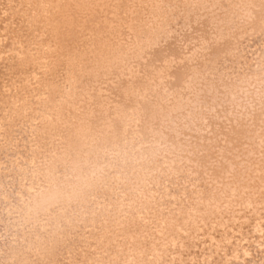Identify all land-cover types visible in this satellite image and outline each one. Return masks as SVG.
I'll list each match as a JSON object with an SVG mask.
<instances>
[{
  "label": "bare ground",
  "instance_id": "bare-ground-1",
  "mask_svg": "<svg viewBox=\"0 0 264 264\" xmlns=\"http://www.w3.org/2000/svg\"><path fill=\"white\" fill-rule=\"evenodd\" d=\"M7 0H3V5L5 8V3ZM14 1V0H13ZM12 1V2H13ZM32 1V0H31ZM62 2L61 4H64L63 6H61L59 8V10H57V15H55L56 17L53 18L54 22H58L56 25H60L61 27H55L50 26L48 27V32H51L53 35L62 38V37H71L69 34V36L66 35V33L70 32L71 35L73 33H75V28L73 30H71V28H73L74 23H70V28L67 29L69 31H64L62 33V31L60 32L62 26H64V22H69L70 17H76L78 19H80L79 17H81L82 12H84L83 8L86 9L87 3L89 2L87 0V2L84 3V1L81 0H65L67 3H65L63 0H56V2ZM96 0H91L90 4L94 5ZM120 1V0H119ZM124 1V0H123ZM149 1V0H148ZM178 1V0H177ZM193 1V0H190ZM235 0H198V2L196 1V6L194 5L195 3L192 4V6L194 8H189V10H185V14L187 13V19L185 20V25L184 28L182 29L181 32H179L178 34H176L175 36H172L169 38V40L166 41V43H164V45L160 46V43L158 46H160L157 49H153V52L150 51V54H148L146 56V58H143L141 61H139L137 59V61H139V63H135V67H129L128 63L124 62V60H122V62L120 61L117 65L115 64V56H113V53H115L112 49V43L110 44L108 42V40L106 39L103 40L102 38V42L99 43L97 46H89L90 49H93L94 52H100L101 53V57L98 58V62L95 64V68L90 70L91 74H93V76L95 77V79L97 77H99L101 79V81L99 82L100 84H98V89L105 90V93L99 94L97 93L98 90L94 91V88L90 91H88V93L90 92L91 94H87L89 95L88 97H82V100L80 102H76L74 106H69L68 107V114L67 115H63L65 117H63V119H65L63 122L64 125H60L59 130L58 127L55 131L50 132L49 131V127L47 128H43L42 126L41 132L40 133H44V137L45 135L48 136V141L49 144L46 146L47 151H46V158H43L41 160L40 163V168L41 169V176L44 179H47V177L51 176L52 174H56L53 173V171L56 169L54 168L56 165H64L66 164V166H64V169H66V172L64 174H62L63 178L62 181L59 180L58 184H52V187H50L49 190L47 191H55L58 195L57 198H55L54 200L48 202V203H44V204H40L37 205L35 203V201H31V206H27L28 210H32V212H41L47 209H51L55 206L58 205V202L64 199H67L70 204L72 206L77 205L78 207H89V201H91L90 199H92V195L94 190H101L104 193L107 192H111L113 189L115 188H121L120 191H117V194H119V198L117 199V201H121L122 203L123 200L121 199H125L127 198V203L131 202L133 200V198L138 197L141 199V196H144L142 198V200H140V202H138V206L141 205L140 208H136V209H131L128 208L130 210H132V213H135V217H138V213L137 211L139 210L140 212H144V208H146L145 206H149V201L155 196H153L152 194L153 191H151L152 193L149 194L150 192L148 191L145 195H143V191L140 192V189L143 190L145 189L147 186H154V183L156 180L153 178L155 176V174H157V170L163 165L168 162L164 161L161 158V155H166L169 151H174L175 153V158H176V162L178 163V161L184 163L187 162L188 164L191 165V169H193V171H195V173H197V175L199 176V178H201V186L205 191H210V188H212L213 190L217 191H221V189H225L226 186L232 185L233 188H235L234 190L235 193L238 194V197H243L242 201H251L249 203L252 204L253 203H257L258 205H260V207L262 208V211H264V149H263V145H264V136L262 137V139L260 140L258 138V140H260V142H256L257 144H259V147H257V158L255 157V153L254 154H242L239 151L237 152H233V150H238V147H241L243 144L245 145H250V140L246 139L244 141H241L243 136L245 134H247V132L250 129V125L246 124L244 127L241 124V120H238V117L234 116L233 114L236 113L234 112V110H237L238 108H240V111H242V115L246 116V120H250L251 118V122L253 128L257 125H260L261 128V122L260 119H258L257 117V112H260L261 108L264 107V76L260 78H258L259 80H256L254 83H251L249 81H243V85L244 87H242V84H238L236 85H232L231 87L228 84H223L221 83V81L219 79H216L215 81L213 80V78H210V76L208 77L207 72H209L212 67L211 64H214V59L216 58H220L227 50V38H223L222 36H218L223 38L224 40H217L219 39L218 37H215V35L217 34V32L219 33L220 30V25L223 24L228 18L230 19L231 17L234 18V15L231 16V13L234 11V9L232 10V12H228L229 8H231V4L232 2H234ZM9 2V1H8ZM11 2V1H10ZM11 2V3H12ZM18 2V1H17ZM28 2V1H27ZM36 2V1H35ZM40 2V1H39ZM55 2V1H54ZM64 2V3H63ZM99 2V0L97 1ZM106 2V1H105ZM122 2V1H120ZM146 2V1H145ZM152 2V0H151ZM200 2V4H199ZM237 1H235L236 3ZM242 2V1H241ZM20 3V2H19ZM86 4L85 5H83ZM148 3V2H146ZM165 3V2H164ZM167 3V2H166ZM165 3V4H166ZM174 3V2H173ZM180 3V2H179ZM183 4L185 3L182 2ZM188 3V2H187ZM239 3V2H238ZM1 4V5H2ZM16 3H14L15 5ZM46 4V3H45ZM51 4V3H50ZM57 4V3H56ZM56 4L54 6H56ZM67 4V5H66ZM108 4V3H106ZM120 4V3H119ZM164 4V5H165ZM189 4V3H188ZM187 4V5H188ZM199 4V5H198ZM257 4L258 6L261 5L262 8L264 9V0H245V2H243L242 7H241V11L243 12L244 10H252L254 9V5ZM8 5V3H7ZM27 5V4H26ZM53 5V4H52ZM91 5V6H92ZM99 4H97L98 7ZM103 5V4H102ZM105 5V4H104ZM113 5V4H111ZM115 5V4H114ZM152 5V4H151ZM158 5V4H155ZM175 5V4H174ZM178 5V4H177ZM176 5V6H177ZM181 5V4H180ZM179 5V6H180ZM237 6V4H235ZM235 5H233L232 7H235ZM9 6V5H8ZM21 5H19L18 7H20ZM59 6V5H57ZM89 6V5H88ZM138 6V5H137ZM160 6V5H159ZM184 6V5H182ZM191 6V7H192ZM240 6V5H238ZM17 7V5H16ZM63 7V8H62ZM96 7V5H95ZM94 7V8H95ZM43 8V7H42ZM63 10H62V9ZM94 8H92V10H94ZM99 8V7H98ZM97 8V9H98ZM104 8V7H103ZM120 8V7H119ZM152 8V6H151ZM165 8V7H164ZM168 8V7H167ZM179 8V7H178ZM177 8V9H178ZM186 8V7H185ZM257 8V6H256ZM259 8H261L259 6ZM11 10V8H9ZM110 9V8H109ZM114 9V8H113ZM117 9V8H116ZM127 9V8H126ZM153 9H157V6ZM237 9V8H236ZM240 9V7H239ZM262 9V12H263ZM13 10V9H12ZM19 10V9H18ZM36 10V9H35ZM91 8H87L85 12H91L92 11ZM151 10V9H150ZM160 10V9H159ZM238 10V9H237ZM21 11V10H20ZM94 16L96 13V10H94ZM115 11V10H114ZM119 11V9H118ZM170 11V10H169ZM15 12V11H14ZM22 12V11H21ZM131 13V11H129ZM152 12V11H151ZM155 12V11H154ZM162 12V10H161ZM173 12V11H172ZM235 12V11H234ZM245 12V11H244ZM252 13L255 14V12L251 11ZM259 12V11H258ZM3 13V11H2ZM20 13V12H18ZM23 13V12H22ZM35 14V12H33ZM39 13V12H38ZM114 13V12H113ZM129 13V14H130ZM144 13V12H143ZM170 13V12H169ZM181 13V11L179 12ZM4 14V13H3ZM24 14V13H23ZM26 14V13H25ZM30 14V13H27ZM85 14V13H84ZM115 14V13H114ZM127 14V13H125ZM155 14V13H154ZM165 14V12H164ZM173 14V13H172ZM178 14V13H177ZM184 14V13H183ZM230 18H229V15ZM1 15V14H0ZM60 15V16H59ZM89 15V14H88ZM99 15V14H98ZM110 15V14H109ZM111 15L112 12H111ZM147 14H145L146 16ZM156 15V14H155ZM154 15V16H155ZM162 15V14H161ZM160 15V16H161ZM167 15V14H166ZM170 15V14H169ZM240 15V14H239ZM238 15V17H240ZM248 15V14H247ZM259 15V14H257ZM16 16H18V14H16ZM15 16V17H16ZM45 16V15H44ZM86 16V15H85ZM91 16L92 13H91ZM103 16V15H102ZM100 16V18L102 17ZM124 16V15H121ZM131 16V14H130ZM151 16V15H150ZM181 16V15H180ZM237 18V15H235ZM260 16V15H259ZM262 16V15H261ZM2 17V16H1ZM14 17V18H15ZM29 17V16H28ZM27 17V18H28ZM43 17V16H42ZM51 17V15H50ZM104 17V16H103ZM102 17V18H103ZM109 17V16H107ZM148 17V15H147ZM159 17V16H158ZM242 17V16H241ZM240 17V19H241ZM245 17V16H244ZM7 18V17H6ZM5 18V19H6ZM10 18V17H9ZM19 18V17H18ZM86 18V17H85ZM92 18V17H91ZM111 18V17H109ZM125 18V17H123ZM145 18V17H144ZM149 18V17H148ZM232 18V19H233ZM258 18V17H257ZM264 18V16H263ZM21 19V17H20ZM26 19V17H25ZM24 19V20H25ZM97 19V18H96ZM95 19V21H97ZM121 19V17H120ZM127 19V18H126ZM132 19V18H131ZM155 19V18H154ZM153 19V20H154ZM170 19V18H169ZM185 19V18H184ZM230 19V20H232ZM248 19V18H247ZM247 19H245L244 21H246ZM249 19H252V17ZM261 19V18H260ZM4 20V19H3ZM10 20V19H9ZM13 20V18H12ZM30 20V19H29ZM87 20V18H86ZM108 19L106 18V21ZM113 20V18H112ZM143 20V19H142ZM179 20V19H177ZM181 20V19H180ZM183 20V19H182ZM236 20V19H235ZM242 20V19H241ZM255 20V18H254ZM259 20V19H258ZM262 20V19H261ZM264 20V19H263ZM23 21V20H21ZM36 21V22H35ZM35 21H30L29 23L33 26L34 32L36 31L37 35L41 34L42 30H46L44 27V29L41 27H39V25H41V22L36 20ZM85 20H81L80 23H83ZM90 21V20H89ZM111 21V20H109ZM114 21V20H113ZM112 21V22H113ZM120 21V20H119ZM157 21V20H156ZM184 21V20H183ZM182 21V22H183ZM240 21V20H239ZM4 22V21H3ZM7 22V21H6ZM13 22V21H12ZM11 22V23H12ZM24 22V21H23ZM26 22V21H25ZM87 22V21H86ZM116 22V20H115ZM113 22V25L114 23ZM153 22V21H152ZM159 22V21H158ZM157 22V24H158ZM163 22V21H162ZM179 22V21H177ZM231 22V21H230ZM233 22V21H232ZM242 22V21H241ZM248 22V21H247ZM253 22V20H252ZM255 22V21H254ZM261 23V21H258ZM10 23V22H9ZM10 23V24H11ZM22 23V22H21ZM28 23V24H29ZM78 23V22H76ZM109 22H107L108 24ZM131 23V22H130ZM150 23V22H149ZM155 23V22H154ZM161 23V22H160ZM173 23V22H172ZM180 23V22H179ZM239 23V22H238ZM244 23V22H243ZM4 24V23H3ZM13 24V23H12ZM16 24H18L16 22ZM20 24V23H19ZM66 24V23H65ZM104 23L102 21H100V25H96L99 26V30L103 29L101 31H99L98 29L94 30V32L98 33H102V35L104 36L105 33L108 34V28L111 26V22H110V26H106L104 27L103 25ZM122 24V23H121ZM156 24V23H155ZM164 24V23H163ZM245 24V23H244ZM255 24V23H254ZM7 25H9L7 23ZM6 25V26H7ZM15 25V24H14ZM21 26L23 24H20ZM25 25V24H24ZM30 25V27H31ZM94 25V24H93ZM119 25V24H118ZM125 25V24H123ZM141 25V24H140ZM139 25V26H140ZM154 25V24H153ZM162 25V24H161ZM168 25V24H167ZM166 25V27H167ZM183 24H181L182 26ZM229 25V24H228ZM237 25H241V24H237ZM247 25V24H246ZM245 25V26H246ZM249 25V24H248ZM251 25V24H250ZM257 25V24H256ZM255 25V26H256ZM5 26V24H4ZM28 26V25H26ZM42 26V25H41ZM47 26V25H46ZM81 26V25H80ZM85 26V25H84ZM91 26V25H90ZM101 26V28H100ZM103 26V28H102ZM222 26V25H221ZM227 26V25H226ZM230 26V25H229ZM253 26V24L251 25ZM259 26V25H257ZM263 26V24L261 25V27ZM9 27V26H7ZM93 27V26H92ZM126 27V25H125ZM154 27V26H153ZM152 27V28H153ZM231 27V26H230ZM241 27V26H240ZM254 27V26H253ZM0 28L2 29L1 25ZM26 28V27H25ZM22 31L24 32L25 29ZM28 28V27H27ZM68 28V27H67ZM118 28V27H116ZM115 28V29H116ZM162 28V26H161ZM178 27L174 28L177 30ZM219 28V29H218ZM224 28V27H223ZM243 28V27H242ZM246 28V27H245ZM243 28V31H245ZM256 28V27H255ZM254 28V29H255ZM260 28V27H259ZM7 29V28H6ZM21 29V28H20ZM23 29V28H22ZM81 29V27H80ZM121 29V28H120ZM119 29V30H120ZM129 29V28H128ZM131 29V28H130ZM159 29V27H158ZM172 29V28H171ZM225 29V28H224ZM248 29V27H247ZM250 29V28H249ZM13 30V29H12ZM17 29H15L14 31L16 32ZM32 30V29H31ZM29 30V31H31ZM84 30V29H83ZM86 30V29H85ZM92 30V29H91ZM114 30V29H113ZM135 30V29H134ZM152 30V29H151ZM156 30V27H155ZM167 30V29H166ZM237 30V29H236ZM255 30H258L257 28ZM260 30V29H259ZM262 30V28H261ZM6 31V30H5ZM19 32V30H17ZM21 31V30H20ZM78 31V30H77ZM116 31V30H115ZM114 31V32H115ZM139 31V30H138ZM174 31V30H173ZM223 31V29H222ZM226 31V30H224ZM223 31V32H224ZM242 31V30H241ZM253 31V29H252ZM264 31V28H263ZM2 32V31H1ZM20 32V33H22ZM79 32V31H78ZM87 31H85L86 33ZM121 32V31H120ZM119 32V33H120ZM123 32V30H122ZM129 32V31H128ZM142 34L143 31L141 30ZM153 32V31H152ZM162 32V31H161ZM227 32V31H226ZM247 32V31H245ZM258 32V31H257ZM28 33V31H27ZM30 33V32H29ZM28 33V34H29ZM43 33V32H42ZM45 33V32H44ZM82 33V32H79ZM93 33V30H92ZM113 33V32H112ZM117 32H115L116 34ZM145 33V32H144ZM155 33V31H154ZM160 33V32H159ZM170 33V31H169ZM168 33V34H169ZM177 33V32H176ZM250 33V30H249ZM260 33V32H259ZM8 34V33H7ZM15 34V33H14ZM25 34V33H24ZM78 34V33H77ZM122 34V33H121ZM125 34V33H124ZM141 34V36H142ZM150 34V31H149ZM148 34V35H149ZM152 34V33H151ZM157 33H155L156 35ZM222 34V33H221ZM4 35V34H3ZM19 35V34H18ZM27 35V34H26ZM33 35V34H31ZM30 35V36H31ZM35 35V34H34ZM51 35V34H50ZM52 35V36H53ZM110 35V33H109ZM146 35V33H145ZM155 35H151L153 38ZM173 35V34H172ZM228 35V34H227ZM226 35V36H227ZM248 35V34H247ZM253 35V34H252ZM22 35L20 34V37ZM24 36V35H23ZM22 36V37H23ZM29 36V37H30ZM41 36V35H40ZM39 36V37H40ZM88 36V35H87ZM93 36V34H92ZM122 36V35H121ZM127 36V34H126ZM132 36V35H131ZM144 36V35H143ZM169 36V35H168ZM225 36V37H226ZM251 36V35H250ZM254 37L256 35H253ZM16 37V35H15ZM19 37V39H20ZM25 37V36H24ZM28 37V36H27ZM32 37V36H31ZM36 37V36H34ZM46 37V34L45 36ZM75 35H72V38H74ZM112 37V36H111ZM110 37V38H111ZM114 37V36H113ZM125 37V36H124ZM140 37V35H139ZM158 37V36H156ZM230 37V36H229ZM26 38V37H25ZM50 38V37H49ZM71 38V39H72ZM90 38V37H89ZM121 38V37H120ZM134 38V37H132ZM146 38V37H145ZM149 38V37H148ZM159 38V37H158ZM162 38V37H161ZM217 38V39H216ZM239 38V37H238ZM2 39V38H1ZM0 39V41H1ZM24 39V38H23ZM29 39V38H28ZM35 39V38H34ZM42 39V38H41ZM63 39V38H62ZM136 39V38H135ZM152 39V38H151ZM230 39V38H229ZM232 39H235L234 36ZM259 39V38H258ZM262 39V38H261ZM264 39V38H263ZM3 40V39H2ZM6 40V39H5ZM11 40V39H10ZM31 40V39H30ZM37 40V39H35ZM65 40V39H63ZM83 40V39H81ZM92 40V38H91ZM110 40V39H109ZM116 40H117V34H116ZM115 40V41H116ZM126 40V38L124 39V41ZM134 40V39H133ZM147 40V39H146ZM153 40V39H152ZM155 40V39H154ZM159 40V39H158ZM157 40V41H158ZM164 40V39H162ZM22 41V40H21ZM26 41V40H24ZM28 41V40H27ZM26 41V42H27ZM38 41V40H37ZM42 41V40H41ZM55 41V40H54ZM68 41V40H67ZM72 41V40H71ZM89 41V40H88ZM87 41V42H88ZM95 41V40H94ZM105 41V42H104ZM120 41V40H119ZM122 41V39H121ZM120 41V42H121ZM128 41V40H127ZM139 41V40H138ZM161 41V39H160ZM234 41V40H233ZM242 41V40H241ZM251 41V40H250ZM260 41V40H259ZM3 42V41H2ZM8 42V41H7ZM69 42V41H68ZM92 42V41H91ZM111 42V41H110ZM231 42V41H230ZM235 42V41H234ZM252 42V41H251ZM73 43V42H71ZM77 43V42H76ZM84 43V42H83ZM108 43L110 44V46H107ZM115 43V42H114ZM139 43V42H138ZM149 43V41H148ZM156 43V41H155ZM163 43V42H162ZM246 43H249L246 42ZM67 44V43H66ZM65 44V45H66ZM97 44V43H96ZM123 44V43H122ZM121 44V45H122ZM125 44V43H124ZM136 44V43H135ZM152 44V42H151ZM230 44V43H229ZM242 44V43H241ZM263 44V42H262ZM5 45V44H4ZM10 45V44H9ZM15 45V44H14ZM49 45V44H48ZM69 45V43H68ZM67 45V46H68ZM78 45H79V41H78ZM82 45V43H81ZM146 45V44H144ZM259 45H261L259 43ZM7 46V45H6ZM54 46V45H53ZM64 46V45H63ZM62 46V47H63ZM66 46V47H67ZM71 46V45H70ZM84 46V44H83ZM117 46V44H116ZM120 46V45H118ZM123 46V45H122ZM132 46V44H131ZM149 46V44H148ZM147 46V48H148ZM155 46V44H154ZM230 46V45H229ZM228 46V47H229ZM262 46V45H261ZM264 46V45H263ZM10 47V46H8ZM7 47V48H8ZM31 47V46H30ZM29 47V48H30ZM50 47V46H49ZM55 47V46H54ZM61 47V49H62ZM65 47V46H64ZM73 47V45H72ZM142 47V46H141ZM236 47V46H235ZM258 48V45L256 46ZM255 47V48H256ZM69 48V47H68ZM76 48V47H75ZM79 48V47H78ZM118 48V47H117ZM133 48V46H132ZM131 48V49H132ZM241 48V47H240ZM243 48V47H242ZM1 50L2 47H0ZM6 49V48H5ZM4 49V50H5ZM11 49V48H10ZM10 49L7 51V53L10 51ZM31 49V48H30ZM56 49V47H55ZM114 49V48H113ZM143 49V47H142ZM151 49V48H150ZM3 50V51H4ZM15 50V48L13 49ZM58 50H60L58 48ZM64 50V49H63ZM123 50V49H121ZM125 50V49H124ZM133 50V49H132ZM136 50V49H135ZM137 50H139L141 52V50L139 48H137ZM242 50V49H240ZM262 50V49H261ZM19 51V50H18ZM23 50H21V53ZM28 51V50H27ZM69 51V50H68ZM116 51V50H115ZM144 51V49H143ZM147 51V50H146ZM230 51V50H229ZM248 51V50H247ZM1 52V51H0ZM12 52V51H11ZM10 52V53H11ZM17 52V51H16ZM15 52V55H16ZM41 52V49H40ZM44 52V51H43ZM47 52V51H45ZM58 52V51H57ZM66 52V51H64ZM72 52V51H71ZM113 52V53H112ZM125 52V51H124ZM127 52V51H126ZM132 52V51H131ZM136 52V51H133ZM240 52V51H239ZM6 53V54H7ZM20 53V52H19ZM30 52H27V54ZM39 53V52H38ZM56 53V52H55ZM69 53V52H68ZM92 53V52H91ZM123 53V52H122ZM138 53V52H137ZM149 53V52H148ZM229 53V52H228ZM5 54V52H4ZM12 54V53H11ZM26 54V53H25ZM41 54V53H39ZM86 54V53H85ZM120 54V53H117ZM124 54V53H123ZM130 54V53H128ZM134 54V53H133ZM139 54V53H138ZM232 54V52H231ZM259 54V53H258ZM257 54V57H258ZM14 55V54H13ZM20 56H22L21 54H19ZM18 55V56H19ZM32 55V53H31ZM37 55V54H36ZM49 57L50 54H48ZM88 55V54H87ZM100 55V54H99ZM98 55V56H99ZM122 55V54H121ZM136 55V54H135ZM133 55V56H135ZM143 55V54H142ZM228 54H225L224 58H226ZM254 55V54H252ZM1 56V55H0ZM27 56V55H26ZM30 56V55H29ZM46 56V55H45ZM52 56H55L52 54ZM62 56V55H61ZM97 56V57H98ZM231 56V55H230ZM235 56H239V55H235ZM249 56V55H248ZM262 56V60L264 59V55L261 54ZM5 57V56H4ZM11 57V56H10ZM25 57V55L23 54V58ZM57 57V56H56ZM68 57V54H67ZM66 57V58H67ZM89 57V56H88ZM113 57V59H109V58ZM126 57V56H124ZM129 57V56H128ZM131 57V56H130ZM234 57V56H233ZM254 57V56H253ZM256 57V56H255ZM18 58V57H17ZM22 57H20L21 59ZM52 58V57H51ZM133 58V57H132ZM218 58V59H219ZM241 58V57H237ZM2 59V57H1ZM5 59V58H4ZM8 59V57H7ZM6 59V61H7ZM12 59V57H11ZM14 59V58H13ZM28 58L26 57V60ZM30 59V57H29ZM28 59V60H29ZM38 59V56H37ZM36 59V60H37ZM65 59V57H64ZM122 59V57L120 58ZM135 59V58H134ZM229 59V56H228ZM236 59V58H235ZM234 59V60H235ZM248 59V58H247ZM246 59V60H247ZM10 60V58H9ZM17 60V59H16ZM25 60V59H24ZM43 60V59H42ZM61 60V59H60ZM72 60V59H71ZM89 60V59H88ZM118 60V58H117ZM222 60V58H221ZM233 60V62H234ZM241 60V59H240ZM23 61V59H22ZM55 61V60H54ZM78 61V60H76ZM96 61V60H95ZM126 61V60H125ZM219 61V60H218ZM217 61V62H218ZM231 61H232V57H231ZM254 61V60H253ZM2 62V60H1ZM4 62V60H3ZM15 62V61H14ZM17 62V61H16ZM15 62V63H16ZM21 62V61H20ZM35 62V61H34ZM46 62V61H45ZM44 62V63H45ZM49 62V61H47ZM67 64L68 62L65 61ZM73 62V61H72ZM85 62V60H84ZM94 62V61H93ZM136 62V61H134ZM220 62V61H219ZM236 62V61H235ZM238 62V61H237ZM263 62V61H262ZM8 63V61H7ZM6 63V64H7ZM29 63V62H27ZM31 63V62H30ZM40 63V62H39ZM42 63V62H41ZM40 63V65H41ZM56 63V62H55ZM62 63V62H61ZM70 63V61H69ZM83 63V62H82ZM245 63V62H244ZM248 62V65L249 66ZM255 63V62H254ZM3 64V63H2ZM5 63L3 65H6ZM12 64V63H11ZM10 64V65H11ZM24 64V63H23ZM32 64V63H31ZM38 64V63H37ZM36 64V65H37ZM60 64V63H58ZM74 64V63H73ZM90 64V62H89ZM134 64V63H133ZM226 64V63H225ZM228 64V63H227ZM235 64V63H234ZM242 64V63H241ZM247 64V62H246ZM257 64V63H256ZM9 65V68H10ZM28 65V64H26ZM34 64V66H36ZM56 65V64H54ZM53 65V66H54ZM70 65V64H69ZM84 65V63H83ZM82 64L81 66L84 67ZM93 65V64H92ZM215 65V64H214ZM237 65V64H236ZM235 65V66H236ZM16 66V64H15ZM19 66V63H18ZM23 66V65H22ZM67 66V65H66ZM76 66V64H75ZM87 66V65H86ZM91 66V65H90ZM216 66V65H215ZM256 66V65H255ZM258 66V65H257ZM256 66V67H257ZM39 67V65H38ZM44 67V66H42ZM58 67V65H57ZM53 69L51 71V75L53 76H57L59 74V71H57V68ZM65 67V66H64ZM71 67H74L73 65ZM81 67V69H82ZM89 67V66H88ZM224 67V64H223ZM239 67V65H238ZM264 66H262L263 68ZM1 68V67H0ZM6 68V67H5ZM13 68V67H12ZM10 68V69H12ZM23 68V67H22ZM26 68V67H25ZM37 68V67H36ZM55 68V66H54ZM221 68V67H220ZM243 68V67H241ZM261 68V67H260ZM14 69L17 71H19L18 67H14ZM21 69V67H20ZM31 69V68H30ZM33 69V68H32ZM35 69V68H34ZM40 69V68H39ZM49 69V67H48ZM77 69V67H76ZM75 69V70H76ZM80 69V68H79ZM78 69V70H79ZM130 69V70H129ZM188 69H190V73L192 76V80L191 83H189V81L185 79V77L187 76V72L189 71ZM226 69V68H225ZM231 69V68H230ZM244 69V68H243ZM247 69V68H245ZM258 69V68H257ZM4 70V69H3ZM22 70V69H21ZM24 70V68H23ZM28 70V68H27ZM44 70V69H43ZM76 70V71H78ZM84 70V69H83ZM86 70V67H85ZM133 70L140 72L141 73V77L140 80L137 81V83H130V79L126 76V74H129V72H132ZM224 70V69H223ZM240 70V69H239ZM255 70V69H254ZM2 71V70H1ZM10 71V70H9ZM12 71V70H11ZM45 71V70H44ZM64 71V70H63ZM88 71V70H87ZM124 72V75H122V72ZM215 71V70H214ZM225 71V70H224ZM231 71V70H230ZM237 72V70H235ZM250 71V70H249ZM256 71V70H255ZM262 71V69H261ZM21 72V71H19ZM22 72H25L22 71ZM61 72V71H60ZM67 72V71H66ZM81 72V71H80ZM78 72V73H80ZM89 72V73H90ZM158 72V73H157ZM218 72V71H217ZM221 72V71H220ZM227 72V71H226ZM242 72V71H241ZM245 72V71H244ZM254 72V71H253ZM252 72V73H253ZM259 72V71H258ZM6 73V72H5ZM14 72H12L13 74ZM17 73V72H16ZM28 72L26 71V74ZM33 73V70H32ZM44 73V72H43ZM40 72V74H43ZM63 73V72H62ZM85 73V72H84ZM133 73V72H132ZM157 73V74H156ZM212 73V72H211ZM240 73V72H239ZM257 73V72H255ZM21 74V73H20ZM25 74V75H26ZM30 74V72H29ZM35 74V73H33ZM32 74V75H33ZM37 74V73H36ZM64 74V73H63ZM69 74V73H67ZM75 74V72H74ZM137 74V73H136ZM215 74V73H214ZM221 75V73H219ZM217 74V76L219 75ZM224 74V73H223ZM226 74V73H225ZM245 74V73H244ZM262 74V72H261ZM5 75V74H3ZM3 75L1 77H3ZM8 75V74H7ZM11 75V72H10ZM9 75V76H10ZM14 75V74H13ZM24 75V74H23ZM22 75V76H23ZM31 75V74H30ZM31 75V77H32ZM77 75V74H76ZM131 75V74H130ZM212 75V74H210ZM232 75V74H231ZM250 75V74H248ZM253 75V74H252ZM250 75V76H252ZM255 75V74H254ZM15 76V75H14ZM13 76V77H14ZM21 75L19 77H22ZM42 76V75H41ZM48 76V75H47ZM50 76V75H49ZM60 76V75H59ZM70 76V75H68ZM72 76V75H71ZM80 76V75H79ZM77 75V77H79ZM91 76V75H90ZM92 76V77H93ZM133 76V75H132ZM139 76V75H138ZM189 76V78H190ZM230 75H228L229 77ZM238 76V75H237ZM241 76V74H240ZM245 76V75H244ZM247 76V74H246ZM245 76V77H246ZM18 77V76H17ZM27 77V76H26ZM34 77V76H33ZM40 77V75H39ZM38 77V78H39ZM45 77V76H44ZM64 77V76H63ZM67 77V75L65 76V78ZM82 78V75L80 76ZM137 77V76H136ZM243 77V75H242ZM240 77V78H242ZM15 78V77H14ZM13 78V79H14ZM24 78V76H23ZM49 78V77H48ZM52 78V77H51ZM76 78V76H75ZM212 80H210V79ZM250 78V77H249ZM257 78V77H256ZM5 79V78H3ZM7 79V77H6ZM5 79V80H6ZM20 79V78H19ZM30 79V78H29ZM32 79V78H31ZM45 79V78H44ZM80 79V78H79ZM98 79V78H97ZM191 79V78H190ZM237 79V78H236ZM235 79V80H236ZM244 79V78H243ZM254 79V78H253ZM1 80V78H0ZM4 80V81H5ZM11 80H12V76H11ZM34 80V79H33ZM43 80V78H42ZM47 80V79H46ZM49 80V79H48ZM53 80V79H52ZM63 80V78H62ZM71 80V79H70ZM77 80V79H76ZM230 80V78H229ZM233 82H236V81ZM241 80V79H240ZM251 80V79H250ZM3 81V82H4ZM10 81V80H9ZM14 81V80H13ZM16 81L19 82V80L16 79ZM21 81V80H20ZM23 81V80H22ZM32 81V80H31ZM39 81V79L37 80ZM36 81V82H37ZM41 81V80H40ZM45 81V80H44ZM80 81V80H79ZM94 81V79H93ZM115 82L116 86L115 88H111L109 87L110 84L109 82ZM223 81V79H222ZM225 81V80H224ZM2 82V83H3ZM7 82V81H6ZM12 82V81H11ZM43 81H41L42 83ZM53 82V81H52ZM61 82V81H60ZM69 82V80H68ZM78 81H75V84ZM151 82L152 85H150L149 83ZM232 82V83H233ZM238 82V80H237ZM236 82V84H237ZM10 83V82H9ZM8 83V85H9ZM27 83V82H26ZM29 83V82H28ZM35 83V82H34ZM40 83V82H39ZM225 83V82H224ZM12 85L14 83H11ZM21 84V82H20ZM31 84V83H30ZM38 84V83H37ZM44 84V82H43ZM42 84V85H43ZM47 84V83H46ZM80 84V83H79ZM104 84V85H103ZM146 84V87L144 86ZM235 84V83H234ZM36 85V84H35ZM41 85V84H40ZM51 85V84H50ZM56 85V84H55ZM53 87H56V86ZM66 85V84H65ZM74 85V84H73ZM3 84L0 83V88H2ZM11 86V85H10ZM18 86V85H17ZM22 86V85H21ZM24 86V85H23ZM30 86V85H29ZM48 86V84L46 85ZM91 86V85H90ZM94 86V85H92ZM166 87L167 89H165L162 93H160L159 91H161V89H159V87ZM239 88L241 91L238 93H234L232 96H229V94H232V90ZM16 87V86H14ZM13 87V88H14ZM26 87V84H25ZM33 87V86H32ZM42 87V86H40ZM39 87V89H40ZM45 87V86H44ZM52 87V89H53ZM72 87V85H71ZM144 87V88H143ZM9 88V87H8ZM36 88V86H35ZM46 88V87H45ZM67 88V87H65ZM69 88V87H68ZM84 88V87H83ZM87 88V87H86ZM146 88V89H145ZM231 88V89H230ZM242 88V89H241ZM19 89V88H18ZM29 89V88H28ZM38 89V87L36 88ZM56 89V88H54ZM74 89V88H73ZM76 89V88H75ZM14 90V89H13ZM32 90V89H31ZM41 90V89H40ZM37 90V91H40ZM51 90V89H50ZM141 90V92H140ZM146 90H148V92H146ZM163 90V89H162ZM16 91V90H15ZM28 91V90H27ZM35 91V90H34ZM46 91V90H44ZM49 91V90H48ZM61 91V90H60ZM84 91V89H83ZM10 94L11 91L9 90ZM8 92V93H9ZM24 92V91H23ZM33 92V90H32ZM43 92V91H42ZM52 92V90H51ZM55 92V91H54ZM78 92V91H77ZM99 92V91H98ZM234 92V91H233ZM236 92V90H235ZM1 93V92H0ZM53 93V92H52ZM69 93V92H68ZM79 93V92H78ZM20 94V93H19ZM33 94V93H32ZM40 94V93H39ZM49 94V93H48ZM55 94V93H54ZM95 94L97 96H95ZM7 95V94H6ZM14 95V94H13ZM18 95V94H17ZM35 95L36 92H35ZM34 95V96H35ZM44 95V93H43ZM74 95V93H73ZM4 96V95H3ZM41 96V95H39ZM46 96V95H45ZM44 96V97H45ZM50 96V95H49ZM48 96V97H49ZM63 96V95H62ZM75 96V95H74ZM73 96V97H74ZM78 96V95H77ZM82 96V95H81ZM13 97V96H12ZM12 97H10L8 99L7 102L0 100V115L3 116V114H6L9 110V112L11 111V113L13 115L17 114L15 111L13 113V109L12 107L17 106V105H23L20 104V102L18 101H14L16 100V96H14L15 98L13 99ZM25 97V96H24ZM27 97V96H26ZM31 97V95H30ZM38 97V95H37ZM42 97V96H41ZM72 97V94H71ZM19 98V97H18ZM36 97H34L35 99ZM80 98V97H79ZM87 98V100H86ZM1 99V98H0ZM26 99H30V98H26ZM33 99V100H34ZM42 99V98H41ZM47 99V98H45ZM75 99V98H74ZM21 100V99H20ZM39 100V99H36ZM53 100V99H52ZM79 100V99H78ZM27 101V100H26ZM44 101V100H43ZM48 101V100H47ZM51 101V100H50ZM48 101V102H50ZM56 101V100H55ZM58 101V100H57ZM60 101V100H59ZM75 101V100H74ZM19 104H18V103ZM25 102V101H24ZM32 102V101H31ZM39 102V101H38ZM37 102V103H38ZM65 102V101H64ZM64 102L57 104V110H60L59 112L61 113L63 111L64 105H66ZM68 102V101H66ZM231 103L229 104L230 107L227 108L226 105L227 103ZM22 103V102H21ZM46 103V102H44ZM69 103V102H68ZM71 103V102H70ZM17 104V105H16ZM29 104V103H27ZM73 104V103H72ZM6 105H9V107L11 108L8 110L4 109ZM30 105H33V103ZM44 105V104H42ZM202 105H205L203 111L204 114L201 112V107ZM25 106L26 103H25ZM35 106V103H34ZM29 106H27L26 108H28ZM40 107V106H39ZM54 107V106H53ZM17 108V107H15ZM19 108V106H18ZM24 108V107H23ZM30 108V107H29ZM45 108V107H44ZM42 108V109H44ZM48 108V107H47ZM46 108V109H47ZM22 109V108H21ZM32 109V108H31ZM34 109V108H33ZM37 109V108H36ZM36 109L34 111H36ZM200 109V111H199ZM231 109V112L227 113L228 110ZM250 112H249V110ZM28 110V109H27ZM39 110V109H37ZM41 110V109H40ZM55 110V108H54ZM17 111V109H16ZM25 111V110H24ZM29 111V110H28ZM31 111V110H30ZM50 111V110H49ZM53 111V110H51ZM66 111V112H67ZM239 111V112H240ZM264 111V110H263ZM22 112V111H20ZM199 112H201L199 114ZM238 112V111H237ZM30 113V112H29ZM34 113V112H33ZM39 113V112H38ZM37 113V114H38ZM41 113H43L41 111ZM47 113V112H46ZM50 113V112H48ZM46 115V118H49V120H51L53 122V118L51 115ZM52 113V112H51ZM50 113V114H51ZM55 113V112H54ZM63 113V112H62ZM215 113V114H212ZM23 114V113H22ZM31 114V113H30ZM29 114V115H30ZM36 114V115H37ZM40 114V113H39ZM42 115V117H44L45 115ZM10 116H12L11 114H9ZM19 115V113H18ZM34 115V114H33ZM35 115V117H36ZM54 115V114H53ZM59 117L60 115L62 116V114H58ZM236 115V114H235ZM41 116V115H40ZM200 116V117H199ZM5 117H8L7 115ZM18 117V116H17ZM21 117V116H20ZM31 117V116H30ZM57 117V116H56ZM57 117V118H59ZM243 117V116H242ZM253 117V118H252ZM260 117V116H259ZM1 118V117H0ZM11 118L12 117H8ZM6 118V119H8ZM25 118V117H23ZM22 118V119H23ZM38 118V117H37ZM41 118V117H40ZM201 118V120L199 119ZM4 119V118H3ZM10 119V120H11ZM30 119V118H29ZM34 119V118H33ZM56 119V118H54ZM61 119V118H60ZM205 119V121H204ZM253 119V121H252ZM256 119L258 121H256ZM13 120V119H12ZM11 120V122L13 123V121ZM18 120V119H17ZM40 120V119H39ZM47 120V119H46ZM48 120V121H49ZM196 120L201 123L202 120V124L200 125L199 123H196ZM238 120V122H237ZM23 121V120H22ZM32 121V120H31ZM30 121V123H31ZM244 121V120H243ZM33 122V121H32ZM1 123V122H0ZM6 123V122H5ZM3 123V124H5ZM10 123V121L8 122ZM16 123V122H15ZM55 123V122H54ZM54 123H51V125H53ZM62 123V122H61ZM247 123V122H246ZM250 123V122H249ZM14 124V123H13ZM24 124V123H23ZM35 124V123H34ZM37 124V123H36ZM46 124V123H45ZM48 124V123H47ZM60 124V123H59ZM263 124V121H262ZM12 125V124H11ZM28 125V124H27ZM31 125V124H30ZM38 125V124H37ZM36 125V126H37ZM58 125V122L56 123V126ZM255 125V126H254ZM3 126V125H2ZM24 126V125H23ZM4 127V126H3ZM2 127V128H3ZM13 127V126H11ZM21 127V126H20ZM46 127V126H45ZM52 127V126H51ZM1 128V127H0ZM17 128V127H16ZM26 128V127H25ZM54 128V127H53ZM245 128V129H244ZM257 127H255L256 129ZM259 128V129H260ZM12 129V128H11ZM14 129V128H13ZM22 129V128H21ZM264 129V127H263ZM7 130V129H6ZM10 130V129H9ZM26 130V129H25ZM39 130V129H38ZM52 130V129H51ZM1 131V130H0ZM5 131V128H4ZM8 131V130H7ZM15 131V130H14ZM20 131V130H19ZM254 131V130H253ZM257 131V130H256ZM259 131V130H258ZM262 131V130H261ZM260 131V133H261ZM11 132V131H8ZM31 132V131H29ZM153 132V134L151 133ZM264 132V131H263ZM262 132V133H263ZM3 133V132H2ZM13 133V132H12ZM15 133V132H14ZM38 132V134H40ZM251 133V132H250ZM8 134V133H7ZM11 134V133H10ZM22 134H24L26 136V131H24ZM249 134V133H248ZM252 134V133H251ZM3 135V134H0ZM4 135H6V133H4ZM23 135V140L25 136ZM258 135V133H257ZM263 135V134H262ZM10 136V135H9ZM140 136L141 139L144 138V141L146 140L145 138H149V145L147 146H134L135 144L133 143L134 141H139L138 137ZM151 136V137H149ZM247 136V135H246ZM13 137V136H12ZM21 136V131L18 132L16 130V136L15 138L20 140ZM253 137L254 139V135L250 136ZM260 137V138H261ZM3 138V136H2ZM7 138V137H6ZM11 138V137H9ZM30 138V136L28 137V139ZM138 140H137V139ZM257 137H255L256 139ZM12 139V138H11ZM22 139L18 142H21ZM32 139V138H31ZM46 139V138H45ZM43 139V140H45ZM10 140V139H8ZM43 140L40 141L42 142ZM46 140V141H47ZM39 141V142H40ZM143 141V140H142ZM252 141V140H251ZM256 141V140H255ZM24 142V141H23ZM31 142V141H29ZM35 142V141H34ZM140 142V141H139ZM138 142V143H139ZM147 142V140H146ZM43 143V142H42ZM141 143V142H140ZM3 144V143H2ZM17 144V141H16ZM25 144V143H24ZM27 144V143H26ZM30 144V143H29ZM33 150H39L37 148V145L35 143H33ZM39 144V143H38ZM44 144V143H43ZM240 144H242L240 146ZM253 144V143H252ZM20 145V144H19ZM42 145V144H41ZM144 145V144H143ZM224 146L226 148V150L224 149L223 152H219V153H214V148L215 147H220V146ZM17 146V145H16ZM32 146V147H33ZM39 146V145H38ZM44 146V145H43ZM31 147V146H30ZM22 148V147H21ZM25 148V147H24ZM23 148V149H24ZM28 148V146H27ZM42 148V147H41ZM149 148V149H148ZM199 149L200 151H198L197 149ZM5 149V148H4ZM7 149V148H6ZM8 149H10L8 147ZM17 149V148H16ZM29 149V148H28ZM32 149V148H31ZM255 149V148H254ZM25 150V149H24ZM30 150V149H29ZM216 150V149H215ZM241 150V149H239ZM8 151V150H7ZM11 151V150H10ZM219 151V150H218ZM6 152V151H5ZM24 152V151H22ZM34 152V151H33ZM166 152V153H164ZM216 152V151H215ZM255 152V151H254ZM263 152V153H262ZM20 153V151L18 152ZM29 153V152H28ZM173 153V152H172ZM244 153V151H243ZM5 154V153H4ZM14 155V154H13ZM38 155V154H37ZM2 156V155H1ZM12 156L8 154V157ZM17 156L20 158V161L24 162V161H28L29 157L27 154V150L26 152L22 153L21 155L17 154ZM169 156V155H168ZM32 157V156H31ZM34 157V156H33ZM174 157V156H173ZM17 158V157H16ZM15 158V159H16ZM252 158H254L252 160ZM4 159V158H2ZM10 159V158H9ZM27 159V160H26ZM40 159H41V155H40ZM102 159H105V161ZM168 159V158H167ZM172 159V158H171ZM12 160V159H11ZM14 160V159H13ZM35 160V159H34ZM170 160V159H169ZM2 161V160H1ZM0 161V233L2 231L7 232L10 227V223H11V216L17 212L20 208V206L22 205L21 203H19L17 201L18 197V191L17 188L19 186V182L16 178V176L11 175L12 171L11 168H8V166H13L10 165V163L5 162L3 163V161ZM8 161V160H7ZM31 161V160H30ZM39 161V159H38ZM173 161V160H172ZM171 161V162H172ZM21 162V163H22ZM29 162V161H28ZM37 162V161H36ZM174 163V162H173ZM34 164V163H33ZM38 164V163H37ZM175 164V163H174ZM182 165V163H180ZM36 165V163H35ZM172 165V163H171ZM184 165V164H183ZM24 166V165H23ZM176 166V165H175ZM7 167V168H6ZM182 167V166H181ZM186 167V166H184ZM6 168V169H5ZM26 168V167H25ZM167 168V167H166ZM172 168V167H171ZM175 168V167H174ZM173 168V169H174ZM162 169V168H161ZM164 169V168H163ZM170 169V167H169ZM188 169V168H187ZM5 170V172H4ZM23 170V169H22ZM36 170V169H35ZM38 170V169H37ZM172 170V169H171ZM176 170V169H174ZM30 171V170H28ZM127 171L131 172L129 173V175H127ZM156 171V172H155ZM165 171V169H164ZM191 171V170H190ZM236 171H239V173H237ZM258 171V176L256 174L257 177L255 178H251V176L248 174L249 172H256ZM35 173V171H33ZM38 172V171H37ZM114 172V174H112ZM160 172V171H159ZM166 172V171H165ZM171 172V171H170ZM15 173V172H13ZM27 173V172H26ZM29 173V172H28ZM115 173L117 174L116 176ZM161 173V172H160ZM163 174H165L162 171ZM169 173V172H168ZM240 173L243 174V178L242 175L241 177H239ZM5 174L6 177H5ZM37 174V173H36ZM35 174V175H36ZM72 175V177H69L68 175ZM253 174V173H252ZM10 175V176H9ZM16 175V174H15ZM18 175V174H17ZM39 175V174H38ZM162 175V174H161ZM171 175V174H170ZM177 175V174H176ZM20 176V175H19ZM54 176V175H53ZM57 176V175H56ZM61 177V174H58V177ZM128 176H130L131 181L129 182L127 180ZM175 176V175H173ZM18 177V176H17ZM32 177V176H30ZM37 177V175H36ZM120 177V178H118ZM156 177V176H155ZM171 177V176H169ZM189 177V176H188ZM195 177V176H194ZM228 177H230L228 179ZM114 178L116 181H114ZM129 178V179H130ZM160 178V177H158ZM166 178V177H165ZM178 178V177H177ZM234 178V180H232ZM250 178V179H249ZM22 179V176H21ZM30 179V178H28ZM53 180H55V178H52ZM168 179V178H166ZM171 179V178H170ZM158 180V179H157ZM163 180V179H162ZM173 180V179H172ZM183 180V179H182ZM196 180V179H195ZM178 181V180H177ZM176 181V182H177ZM187 181V180H186ZM185 181V182H186ZM190 181V179H189ZM235 181V184L233 183ZM25 182V181H23ZM32 182V181H31ZM42 182V181H41ZM77 182V184L75 185V183ZM162 183V181H160ZM173 182V181H172ZM180 182V181H179ZM197 182V181H196ZM33 183V182H32ZM37 183V181H36ZM49 183V182H47ZM183 184V181L181 182ZM237 183V184H236ZM259 183L260 185H262L258 190V195L255 196V193L253 191V186L255 185V189H256V184ZM27 184V183H26ZM25 184V186H26ZM31 184V183H30ZM29 184V185H30ZM43 184V183H42ZM46 184V183H45ZM117 184V185H116ZM159 184V183H158ZM169 184V183H167ZM171 184V183H170ZM180 184V183H179ZM178 184V185H179ZM186 184H189L186 182ZM227 184V185H225ZM24 185V184H23ZM110 185V187H108ZM113 185V186H112ZM177 185V184H176ZM192 185V184H191ZM258 185V184H257ZM38 186V185H37ZM73 186V187H72ZM106 186V187H105ZM112 186V187H111ZM159 186V185H158ZM157 186V187H158ZM184 186V185H183ZM189 186V185H188ZM247 186V187H246ZM23 187V186H22ZM30 187V186H29ZM36 187V186H35ZM39 187V186H38ZM155 187V188H157ZM180 187V186H179ZM196 187V186H195ZM199 187V186H198ZM244 187L248 188L246 189L247 191L250 189V191H245ZM259 187V186H258ZM76 188V189H75ZM160 188V187H159ZM177 188V187H176ZM182 188V187H180ZM187 188V187H186ZM29 189V188H28ZM42 189V188H41ZM125 189V190H124ZM179 189V188H178ZM188 189V188H187ZM211 189V190H212ZM36 190V189H35ZM34 190V191H35ZM66 190L68 192H66ZM119 190V189H118ZM147 189L144 190V192ZM151 190V189H150ZM158 190V189H156ZM176 190V189H175ZM194 190V189H192ZM17 191V192H16ZM26 191V190H25ZM32 190V193L34 192ZM46 190H42L40 191L39 194H37V197L42 193L45 192ZM168 191V190H167ZM174 191V190H173ZM172 191V192H173ZM184 191V190H182ZM188 191V190H187ZM199 191V190H198ZM257 191V190H256ZM28 192V191H27ZM158 192V191H157ZM156 192V193H157ZM164 192V191H163ZM162 192V193H163ZM186 192V191H185ZM190 192V191H189ZM196 192V191H195ZM200 192V191H199ZM211 192V191H210ZM102 193V192H101ZM174 196H170V199H174V197L178 196V202L173 201L172 204H170L171 207H173L174 205H176L175 203H180L179 205V209L177 210V216H175V218L173 220H170L171 222H158V221H154V224L156 225L159 224L160 226H163L164 228H166V230L161 229V227L158 229H155L154 226H151L154 230L153 232H155V237H157V240L151 239V240H142L144 239L146 236H142L140 237L138 235L136 239V242L133 244L135 247V250L138 251V253L136 254V257L141 261L142 256L143 258L147 255H154L155 260H160L163 261V264H169V262L167 263V254H166V250H164V246H160L159 248V244L161 243V241L163 242V240H165L169 234H172L173 231L175 232V229H181V230H189V239L187 238V240L184 241V243H180L179 245H175V251H176V256L178 258V263L177 264H217L218 259H217V254L218 256L220 255V257H222V260L220 259V263L218 264H233V262H231V260L229 258H225L223 259L224 255L230 256L239 252L240 250H237L240 246L245 247V245H248V243H253L254 238L250 237L247 234V230L249 222H254V219H256L257 217H252L251 219L248 218L250 221H244L243 223H241V229H237L233 232H231L232 227L234 226L235 229L239 227V225L233 223V225L231 224V229L223 232L224 236L219 238L217 237V235H215V233L212 231L210 234V231L212 228H210L211 226H213L212 224L216 221H214V219H212L215 215H212L213 211L216 210L214 208H212L211 203L209 201L211 200H207V199H201L197 200V196L196 195H192V199H190L187 196H181L180 194H178V192H173ZM170 193V194H173ZM194 193V192H193ZM204 193V191H203ZM213 193V192H212ZM220 193V192H218ZM224 193V191H223ZM26 194V193H25ZM69 194V195H68ZM99 194V193H98ZM106 194V193H105ZM110 194V193H109ZM112 194V193H111ZM116 194V195H117ZM133 194V198L130 197ZM137 196H136V195ZM187 194V193H186ZM189 194V193H188ZM210 194V193H209ZM68 195V196H67ZM97 195V194H96ZM116 195H115V199H116ZM135 195V196H134ZM180 195V196H179ZM184 195V193H183ZM201 195V194H200ZM27 196V195H26ZM32 196V195H31ZM140 196V197H139ZM148 196V197H146ZM153 196V197H152ZM161 196V195H160ZM159 196V197H160ZM164 196V195H163ZM162 196V197H163ZM226 196V195H224ZM223 196V197H224ZM254 196V197H252ZM22 197V196H20ZM150 197V199H149ZM205 197L204 195L201 197L203 198ZM213 197V196H211ZM229 198V196H226V198ZM244 197L249 198L248 200H246ZM252 197V198H251ZM132 198V200H131ZM138 198H135L136 200ZM168 198V197H167ZM210 198V197H209ZM222 198V197H221ZM237 198V197H236ZM33 199V197H32ZM103 199V198H102ZM134 199V200H135ZM154 199V198H153ZM156 199H157V195H156ZM161 199V198H160ZM159 199V200H160ZM219 199V198H218ZM105 200V199H103ZM155 200V199H154ZM170 200V201H172ZM194 201L195 204L197 206H190L188 205L189 201ZM229 201H232L230 199H228ZM235 200V198H234ZM23 201V199H22ZM93 201V200H92ZM101 201V200H100ZM113 201V200H112ZM163 201V200H162ZM216 201V200H215ZM224 201V200H223ZM98 202V201H97ZM104 202V201H103ZM156 202V200H155ZM219 202V201H217ZM235 202V201H234ZM28 203V202H27ZM102 203V202H101ZM112 203V202H111ZM193 203V202H192ZM229 203V202H228ZM233 203V202H232ZM237 203V202H236ZM235 203V204H236ZM246 203V202H245ZM26 204V203H25ZM65 204V203H64ZM133 205H129V207H134L135 202L133 203ZM194 204V205H195ZM28 205V204H27ZM91 205V204H90ZM109 207L112 206V204H107ZM169 205V204H168ZM166 206L164 208V210L162 209L161 214L160 215H165V213L170 212L169 211V206ZM237 205V204H236ZM246 205V204H244ZM255 205V204H253ZM22 206H26V205H22ZM72 206H67V210H62L59 209L58 211H56V218L59 221H65V223H63L62 225H68L69 228V232L65 234V236H63L62 234H59L63 227H61L62 225H60V229H56L54 228H50L48 226H44V224H46L47 220H45L44 222H41L42 225L44 227H39L40 231H38L39 233H35L33 232H28L24 235H21L18 237L19 242H18V250H12V251H8L6 250L8 248V241H10L9 239L11 238H6V237H2V239L0 238V264H67V260L66 257L68 258L71 257V260H74L75 258H78L77 260H84V263L81 264H91L92 262L95 263H100V264H109L113 261V258L115 257L114 253H120L119 247L121 246L120 241L118 242L119 236L117 235V231H119V229L124 228L125 226L129 225L132 230H136L137 233L139 230H141V228H145L146 229V225H149V221L148 219L144 222H138V224L136 223L135 220H133V218H130L131 220H129L127 217H125L126 219H114L116 218V215H118V212L120 209L117 206V204H115V206L117 208H114V204H113V210L112 208L107 210V216H108V224L113 228L110 229V227L104 225V221L103 226L101 225L103 230V233L106 231L105 234H102V236H104L102 239H104L102 246L97 247V248H89L87 247L86 243H84L82 240V242L84 243V247L78 249V246H75L76 243H79L81 238H75L74 235V231L77 229V225L79 224L81 218L79 216V214H81L83 211L80 209L78 212L75 209L72 208ZM181 206V207H180ZM220 206V205H219ZM31 207V208H30ZM127 207V206H125ZM158 207V206H157ZM226 207V206H225ZM235 207V206H234ZM233 207V208H234ZM245 207V206H244ZM254 207V206H253ZM252 207V208H253ZM63 208V207H62ZM102 208V207H101ZM217 208V207H216ZM220 208V207H219ZM116 211H115V210ZM125 209V208H124ZM123 209V210H124ZM127 209V210H128ZM167 209V210H166ZM218 209V208H217ZM223 209V208H222ZM226 209V208H225ZM228 209V208H227ZM232 209V208H231ZM242 209V208H241ZM240 209V210H241ZM246 209V208H244ZM53 210V209H52ZM95 210V209H94ZM101 210V209H100ZM126 210V209H125ZM150 210V209H149ZM153 210V209H152ZM173 210V209H172ZM221 210V209H220ZM224 210V209H223ZM230 210V208H229ZM23 211V210H22ZM64 211H66V213L64 214ZM121 211V210H120ZM163 211H166L165 213H163ZM174 211V210H173ZM176 211V210H175ZM232 211V210H231ZM235 211V210H234ZM245 211V210H244ZM241 210V214L237 215V218H239L240 216H242L244 218L245 216V212ZM254 211V210H253ZM29 212V211H28ZM77 212V213H76ZM92 212V211H91ZM123 212V211H122ZM129 212V211H128ZM148 212V210H147ZM255 212V211H254ZM150 213V211L148 212ZM217 213V212H216ZM220 213V212H219ZM256 213V212H255ZM261 213V212H260ZM63 214V215H61ZM91 214V213H90ZM97 214V213H96ZM99 214V213H98ZM123 214H126L123 213ZM130 214V213H129ZM128 214V215H129ZM130 214V215H131ZM138 214V215H137ZM238 214V213H237ZM247 214V213H246ZM18 215V214H17ZM89 215V214H88ZM92 215V214H91ZM167 215V214H166ZM170 215V213H169ZM168 215V216H169ZM220 215L222 217V215L224 214H217ZM230 216H232L234 218V221L236 223L239 222V220L236 218V214L232 211L230 214ZM253 215V214H252ZM255 215V214H254ZM22 216V215H21ZM62 216V217H61ZM101 216V214H100ZM123 216V215H122ZM126 216V215H125ZM144 215L143 218L146 217H150ZM208 216L211 218L209 219ZM24 217V216H23ZM54 217V215H53ZM119 217V215H118ZM170 217V216H169ZM240 217V218H242ZM264 217V214H263ZM44 218V217H43ZM120 218V217H119ZM156 218V217H155ZM164 218V217H163ZM173 218V217H170ZM197 218V219H196ZM261 218V217H260ZM18 219V218H17ZM30 219V218H29ZM87 219V218H86ZM160 219V218H159ZM165 219V218H164ZM194 221H191V220ZM196 219V220H195ZM246 219V218H244ZM19 220V219H18ZM57 220V221H58ZM93 220V217H92ZM143 220V219H142ZM238 222H237V221ZM22 221V220H21ZM29 221V220H28ZM96 221V220H95ZM101 221V220H100ZM151 221V219H150ZM160 221V220H159ZM225 221V220H224ZM263 221V220H262ZM18 222V221H17ZM24 222V219H23ZM22 222V223H23ZM26 222V221H25ZM54 222V221H53ZM102 222V221H101ZM257 222V221H256ZM260 222V221H259ZM16 223V221H15ZM30 223V222H29ZM33 223V222H32ZM60 223V222H59ZM85 223V222H83ZM99 224V221L97 222ZM221 223V222H220ZM261 223V222H260ZM18 224V223H17ZM90 224V223H89ZM92 224V223H91ZM107 224V223H106ZM151 224V225H154ZM207 224V226L205 225ZM228 224V223H227ZM240 224V222H239ZM259 224V223H256ZM28 225V223H27ZM31 225V224H30ZM53 225V224H52ZM97 225V224H96ZM158 225V226H159ZM220 225V224H219ZM224 225V224H223ZM18 226V225H17ZM85 226V225H83ZM89 226V225H88ZM100 226V225H99ZM208 228L205 233L202 231L201 232V237H195L193 236V234L197 233L198 230H201L203 227ZM227 226V225H226ZM13 227V226H12ZM96 227V226H95ZM98 227V226H97ZM120 227L118 230H115V228ZM141 227V228H140ZM214 227V226H213ZM233 227V229H234ZM244 227L246 228V230H244ZM251 227V226H250ZM249 227V228H250ZM94 228V227H93ZM148 228V227H147ZM226 227H224L225 229ZM13 229V228H12ZM22 229V228H21ZM27 229V228H26ZM67 229V228H66ZM128 229V228H127ZM130 229V228H129ZM161 229V230H160ZM214 229V228H213ZM227 229V228H226ZM254 229V228H253ZM10 230V229H9ZM23 230V229H22ZM25 230V229H24ZM89 230V229H87ZM100 230V229H99ZM112 230V231H111ZM126 230V229H125ZM144 230V229H143ZM147 230V229H146ZM145 230V231H146ZM152 230V229H151ZM157 230V232H156ZM169 230V232H168ZM203 230V229H202ZM205 230V229H204ZM251 230V229H250ZM262 230L264 231V226L262 227ZM121 231V230H120ZM142 231V230H141ZM149 231V230H147ZM197 231V232H196ZM259 231V230H258ZM10 232V231H9ZM87 232V231H86ZM90 232V231H89ZM140 232V231H139ZM166 234V236L163 233ZM228 232L230 234H228ZM8 233V232H7ZM6 233V234H7ZM85 233V232H84ZM143 233V232H141ZM179 233V232H178ZM177 233V234H178ZM187 233V232H186ZM199 233V232H198ZM209 233V234H208ZM254 233V232H253ZM261 233V232H260ZM3 234V233H2ZM15 234V233H14ZM80 234V233H79ZM136 234V232H135ZM164 236H163V235ZM181 234V233H180ZM8 235V234H7ZM11 235V232H10ZM16 235V234H15ZM14 235V236H15ZM184 235V234H183ZM182 235V236H183ZM187 235V234H186ZM197 235V234H196ZM204 235V236H203ZM78 236V235H77ZM154 236V235H153ZM172 236V235H171ZM192 236V237H191ZM262 236V235H261ZM121 237V236H120ZM131 237V236H130ZM259 237V236H258ZM257 237V238H258ZM35 238L37 239V241L35 240ZM62 238H66L65 241H62ZM128 238V237H127ZM148 238V236L146 237ZM162 239V240H158ZM170 238V236H169ZM181 238V237H180ZM247 238V239H246ZM261 238V237H260ZM16 239V238H15ZM17 239V240H18ZM79 239V241H78ZM87 239V238H86ZM85 239V240H86ZM171 239V238H170ZM173 239V236H172ZM178 239V238H176ZM16 240V241H17ZM91 240V239H90ZM125 240V239H124ZM175 240V239H174ZM180 240V239H179ZM182 240V239H181ZM208 240H211L210 243H208ZM264 240V239H263ZM262 240V241H263ZM29 241L32 243L31 245H29ZM126 241V240H125ZM178 241V240H177ZM189 241V242H188ZM34 242V243H33ZM37 242V243H36ZM92 242V241H91ZM98 242V240H97ZM130 242V241H128ZM158 243L157 246L153 245L152 243ZM202 242V243H201ZM36 243V249L34 251V253L31 254H27L26 252H28L32 245H35ZM100 243V241H99ZM169 243V242H168ZM256 243V242H255ZM260 243V242H259ZM262 243V242H261ZM11 244V243H10ZM15 244V243H14ZM66 248L63 249L62 253L59 251V249L61 248V245ZM65 244V245H64ZM88 244V242H87ZM128 244V243H127ZM149 244V245H148ZM163 244V243H162ZM166 243H164L165 245ZM177 244V243H176ZM263 244V243H262ZM261 244V245H262ZM131 245V244H130ZM144 245V246H143ZM256 246V244H253ZM258 245V244H257ZM16 246V245H15ZM92 246V245H91ZM123 246V245H122ZM127 246V245H126ZM145 247V248H144ZM147 247V248H146ZM162 247V248H161ZM247 247V246H246ZM13 248V247H12ZM145 251L143 253H141V251ZM124 249V248H123ZM130 249V248H129ZM162 249V251L160 250ZM173 249V248H172ZM250 249V247L248 248ZM259 249V247H258ZM264 249V248H263ZM61 250V249H60ZM253 250V249H252ZM262 250V249H261ZM32 251V250H31ZM136 251V252H137ZM214 253L210 254L211 252ZM242 251V250H241ZM125 252V251H124ZM245 252V251H244ZM258 252V251H257ZM260 252V250H259ZM263 252V250H262ZM66 253V255H64ZM99 253V254H98ZM132 253V252H131ZM175 253V252H174ZM246 253V252H245ZM254 253V252H253ZM62 254V255H61ZM98 254V256L96 255ZM255 254V253H254ZM263 254V253H262ZM99 255L101 256L99 257ZM119 255V254H118ZM117 255V257H118ZM238 255V254H237ZM251 255V254H250ZM103 256L104 258H107L106 261H103ZM171 256V255H170ZM240 256V255H239ZM249 256V255H248ZM117 257H115V259L117 260ZM131 257V256H130ZM130 257H128L130 259ZM135 257V258H136ZM174 257V256H173ZM251 257V256H250ZM248 258V262H245V264H264V259L261 260L259 259L260 256L257 255L258 259H256V256L254 255L253 257L255 258ZM111 258V259H108ZM122 256L119 255V259H121ZM126 258V259H128ZM149 258V257H148ZM241 258V256H240ZM243 258V257H242ZM264 258V257H263ZM123 259V258H122ZM167 259V260H166ZM176 259V258H175ZM188 259H190V263L188 261ZM234 259V258H233ZM245 259V258H244ZM138 260V261H139ZM146 260V259H145ZM156 260V261H157ZM235 260V259H234ZM124 261V260H123ZM128 261V260H127ZM132 261V260H131ZM138 261L136 259L135 263L138 264ZM160 261V262H161ZM169 261V260H168ZM119 262V261H118ZM133 262V261H132ZM171 262V261H170ZM173 262V260H172ZM238 262V261H237ZM240 262V261H239ZM238 262V264H240ZM258 262V263H257ZM124 263V262H121ZM127 264H131L129 262H126ZM141 263V262H140ZM148 263V262H147ZM145 264V263H144ZM171 264V263H170ZM235 264V263H234ZM243 264V263H241Z\"/></svg>",
  "mask_w": 264,
  "mask_h": 264
},
{
  "label": "rangeland",
  "instance_id": "rangeland-1",
  "mask_svg": "<svg viewBox=\"0 0 264 264\" xmlns=\"http://www.w3.org/2000/svg\"><path fill=\"white\" fill-rule=\"evenodd\" d=\"M9 1V2H8ZM13 1V0H7L6 1V5H5V8H3L4 7V5L2 4L3 3V0H0V25H1V27H2V29L0 28V39H1V41H0V47H2V49L4 50L5 48V50H9L10 48V51L7 53V51H3V50H1L0 49V78H1V80H0V83L1 84H3V86H2V88H0V100H3V101H5V102H7L8 101V99L10 98V97H12L13 99L15 98L14 96H16V100H14V101H18V102H20V104H23V105H17V106H14V107H12V108H14L13 109V113H14V111L17 113V114H15V115H13L12 113H11V111L9 112V110H8V108L10 109L11 107H9V105H6L5 106V108L4 109H7L8 110V112L6 113V114H3V116L2 115H0V134H3V135H0V161L2 160H4L3 161V163H5V162H8V163H10V165H13V166H8V168H11V171H12V174L11 175H14V176H16V178H17V180H18V182H19V186H18V188H17V193H18V196H16V197H18V199H17V201L19 202V203H21L22 205H26V206H20V208L21 209H19L17 212H15L10 218V220H11V223H10V227H9V229H7L8 231V233L7 232H4V231H2L1 233H0V238L2 239V237L4 236V237H8V238H10L9 240L10 241H8V242H10V243H8V248L6 249V250H8V251H12V250H18V242H19V239H18V237L19 236H21V235H24V234H26V233H28V232H32V230H33V232H35V233H39L38 231H40V229H39V227L41 228V227H44V226H48V227H50V228H56V229H60V225L59 224H63V223H65V221H59L57 218H56V216L55 215H57L56 214V211H58L59 209H62V210H66V211H68L67 210V206H72L71 204H70V202L67 200V199H64V200H61V201H59L58 202V205L57 206H55V207H53V208H51V209H47V210H44V211H39V212H32V210H28V208H27V206H31V201L33 200V201H36V199H37V194H39L40 193V191H44V190H49L50 189V187H52V184H53V186H54V184L56 185V184H58V181L59 180H61L62 181V178H63V176H62V174H64L65 172H66V169H64V166H66V164H64V165H59V167H58V165H56L54 168H56L54 171H53V173H56V174H52V177L51 176H49V177H47V179H44L40 174H41V169H39L40 167V163H41V160L43 159V158H46V151H47V148H46V146L49 144V141L47 140L48 139V136L47 135H45V137L43 136L44 135V133H40L41 132V130H43V129H41V127L40 126H42L44 129L45 128H47V127H49V131L50 132H52V131H55L56 129H57V127H58V129L57 130H59V128H60V125L62 124V125H64V123L65 122H63L65 119H63V117H65V116H63L64 114L65 115H67L68 114V106L67 105H69V106H74V105H76L75 103L76 102H80L81 100H82V97L84 96V97H88L89 95H87V94H91L90 92H91V90L93 89V87H95L96 86V88H94V90H93V92L94 91H96V90H98L97 91V93H98V95L99 94H102V93H105V90L106 89H104V90H102V88L101 89H98V84H100L99 82L101 81V79L99 78V77H97L96 79H95V77L93 76V74H91V72H90V70H92V69H94L95 68V64L99 61L98 60V58L99 57H101L102 55H101V53L100 52H94L93 51V49H90L89 48V46H91L92 44V46H97L99 43H101L103 40H105L106 41V39L108 40V42L111 44L112 43V46H111V49L115 52V53H113V56H115L116 58H114L115 59V64L117 63H119L120 61L122 62V60H124V62H126V63H128V64H126V65H128L129 67H135L136 65H135V63L137 64V63H139V61H141L143 58H146V56L148 55V54H150V51L151 52H153V49H157V48H159L160 46H162V45H164V43H166V41L167 40H169V38L170 37H172V36H175L176 34H178L179 32H181L182 31V29L184 28V25H185V20L187 19V13L185 14V10H189V8H190V10H191V8H194L195 6H196V1L198 2V0H193V1H190V0H185V3L183 4L182 2H184V0H152V2H151V0H120V1H122V2H120L119 0H99V2H97L98 0H96L95 1V4L94 5H92V4H90V1L91 0H88L89 2L87 3V6H86V4H84L85 2H87V0H81V1H84V3H83V5H85L86 6V9L87 8H91V10H92V8H94L95 7V5H96V7L94 8V10H96V13H95V16H94V10H92L91 12H85L86 11V9H84L83 8V10H84V12H82V15H81V17H79L80 19H78V18H76L75 16L74 17H70V19H69V22H64V26H62V28H61V30H60V32L62 31V33L65 31H69V30H67V29H69L70 28V23H74V26H73V28H71V30H73L74 28H75V33H73L74 35H75V37L74 38H72V35H71V33L69 32H67L66 33V35L67 34H69L71 37H67V38H65V37H62L63 39H65V40H63L62 38H59V37H57V36H55V35H53L51 32H48V27H50V26H55V27H61L60 25H56L57 23H59L60 21H58V22H54L53 21V18H55L56 16L55 15H57L58 13H57V10H59V8L61 7V6H63L64 4H61L62 2H60V4H59V2L57 1L56 2V0H14L12 3L11 2ZM18 1V2H17ZM28 1V2H27ZM36 1V2H35ZM40 1V2H39ZM55 1V2H54ZM65 3H67L65 0H63ZM106 1V2H105ZM148 2V3H146V2ZM206 1H208V0H206ZM235 1H237L236 3H235ZM234 2H232V4H231V8H229V11L228 12H232V10L234 9V11L231 13V16H233L234 15V18L233 17H231L230 18V15H229V18L230 19H232V20H230V19H228V18H226L227 20L223 23V24H221L220 25V30H219V33L217 32V34L215 35V37H218V36H222L223 38H227V48H228V50L218 59H214V64L216 65H214V64H211V67H212V69L209 71V72H207V75H208V77L210 76V78H213V80L215 81L216 79H219L220 81H221V83H223V84H230L229 86L231 87V84L232 85H238V84H240L241 82L243 83V81H249V82H251V83H254L256 80H259L258 78H260L261 79V77H263L264 76V67L262 68V66H264V59L262 60V56H261V54H263L264 55V31H263V28H264V18H263V16H264V9L262 8V6L261 5H259L261 8H259V6L257 5V4H255L254 5V9H252V10H244L243 12L241 11V7H242V4H243V2H245V0H235ZM242 1V2H241ZM20 2V3H19ZM63 2V3H64ZM166 4H165V3ZM174 2V3H173ZM180 2V3H179ZM189 4H188V3ZM239 2V3H238ZM7 3H8V5H7ZM14 3H16L15 5H14ZM46 3V4H45ZM51 3V4H50ZM57 3V4H56ZM70 3H71V0H70ZM106 3H108V4H106ZM120 3V4H119ZM193 3H195L194 5V7L192 6V4ZM2 4V5H1ZM27 4V5H26ZM53 4V5H52ZM56 4V6H54ZM97 4H99L98 5V7H97ZM103 4V5H102ZM105 4V5H104ZM111 4H113V5H111ZM115 4V5H114ZM152 4V5H151ZM155 4H158V5H155ZM165 4V5H164ZM175 4V5H174ZM178 4V5H177ZM181 4V5H180ZM188 4V5H187ZM199 4H200V2H199ZM198 4V5H199ZM235 4H237V6L235 5ZM16 5H17V7H16ZM19 5H21L20 7H18ZM57 5H59V6H57ZM67 5V4H66ZM89 5V6H88ZM92 5V6H91ZM138 5V6H137ZM160 5V6H159ZM177 5V6H176ZM180 5V6H179ZM182 5H184V6H182ZM233 5H235V7H232ZM238 5H240V6H238ZM151 6H152V8H151ZM157 6V9H153V8H155ZM192 6V7H191ZM256 6H257V8H256ZM43 7V8H42ZM59 7V8H58ZM104 7V8H103ZM120 7V8H119ZM165 7V8H164ZM168 7V8H167ZM179 7V8H178ZM186 7V8H185ZM239 7H240V9H239ZM9 8H11V10L9 9ZM63 8V7H62ZM61 8V9H62ZM98 8V9H97ZM110 8V9H109ZM114 8V9H113ZM117 8V9H116ZM127 8V9H126ZM178 8V9H177ZM233 8V9H232ZM238 10H237V9ZM13 9V10H12ZM19 9V10H18ZM36 9V10H35ZM118 9H119V11H118ZM151 9V10H150ZM160 9V10H159ZM262 9H263V12H262ZM24 13H22L21 11ZM63 10V9H62ZM115 10V11H114ZM161 10H162V12H161ZM170 10V11H169ZM2 11H3V13H2ZM15 11V12H14ZM129 11H131V13L129 12ZM152 11V12H151ZM155 11V12H154ZM173 11V12H172ZM181 11V13H179ZM251 11H253V12H255V14L254 13H252ZM259 11V12H258ZM18 12H20V13H18ZM33 12H35V14L33 13ZM39 12V13H38ZM111 12H112V14L113 15H111ZM115 14H114V13ZM144 12V13H143ZM164 12H165V14H164ZM170 12V13H169ZM26 13V14H25ZM27 13H30V14H27ZM85 13V14H84ZM91 13H92V15L93 16H91ZM125 13H127V14H125ZM131 14V16H130V14ZM156 15H155V14ZM173 13V14H172ZM178 13V14H177ZM184 13V14H183ZM16 14H18V16H16ZM89 14V15H88ZM99 14V15H98ZM110 14V15H109ZM145 14H147L148 15V17H147V15L145 16ZM162 14V15H161ZM167 14V15H166ZM170 14V15H169ZM242 16H240V15ZM248 14V15H247ZM257 14H259V15H257ZM45 15V16H44ZM50 15H51V17H50ZM86 15V16H85ZM104 17H103V16ZM121 15H124V16H121ZM151 15V16H150ZM155 15V16H154ZM161 15V16H160ZM181 15V16H180ZM235 15H237V18H235L236 16ZM238 15L241 17V19H240V17H238ZM262 15V16H261ZM2 16V17H1ZM16 16V17H15ZM29 16V17H28ZM43 16V17H42ZM60 16V15H59ZM100 16H102L101 18H100ZM107 16H109V17H111V18H109V17H107ZM159 16V17H158ZM245 16V17H244ZM7 17V18H6ZM10 17V18H9ZM15 17V18H14ZM19 17V18H18ZM20 17H21V19H20ZM25 17H26V19H25ZM28 17V18H27ZM87 18V20H86V18ZM92 17V18H91ZM120 17H121V19H120ZM123 17H125V18H123ZM145 17V18H144ZM249 17L251 18L252 17V19H249ZM258 17V18H257ZM6 18V19H5ZM12 18H13V20H12ZM97 18V19H96ZM106 18L108 19L107 21H106ZM112 18H113V20H112ZM127 18V19H126ZM132 18V19H131ZM155 18V19H154ZM170 18V19H169ZM185 18V19H184ZM248 18V19H247ZM254 18H255V20H254ZM262 20H261V19ZM4 19V20H3ZM10 19V20H9ZM25 19V20H24ZM30 19V20H29ZM35 19L36 20H38V21H40L41 22V25H39V27L41 28H45L46 30H42V32H41V34H38L37 35V33H36V31L34 32V29H33V26L30 24L31 22L30 21H35ZM95 19L97 20V21H95ZM143 19V20H142ZM154 19V20H153ZM177 19H179V20H177ZM181 19V20H180ZM184 21H183V20ZM236 19V20H235ZM245 19H247L246 21H244ZM259 19V20H258ZM21 20H23V21H21ZM81 20L83 21V20H85L83 23H80V25H79V22H81ZM90 20V21H89ZM109 20H111V21H109ZM115 20H116V22H115ZM120 20V21H119ZM157 20V21H156ZM240 20V21H239ZM252 20H253V22H252ZM4 21V22H3ZM7 21V22H6ZM13 21V22H12ZM26 21V22H25ZM87 21V22H86ZM100 21H102L104 24V27H106L107 25L108 26H110V22H111V26L107 29L109 32H108V34H106L105 33V35L103 36L102 35V33L101 32H103L102 30L103 29H101V30H99V26H97L96 27V25L95 24H97V25H100ZM115 22L114 23V25H113V22ZM153 21V22H152ZM159 21V22H158ZM163 21V22H162ZM177 21H179V22H177ZM183 21V22H182ZM231 21V22H230ZM233 21V22H232ZM242 21V22H241ZM248 21V22H247ZM255 21V22H254ZM258 21H261V23L260 22H258ZM11 24H10V23ZM16 22L18 23V24H16ZM22 22V23H21ZM30 22V23H29ZM36 22V21H35ZM76 22H78V23H76ZM107 22H109L108 24H107ZM131 22V23H130ZM150 22V23H149ZM156 24H155V23ZM157 22H158V24H157ZM161 22V23H160ZM173 22V23H172ZM239 22V23H238ZM245 24H244V23ZM5 24V26H4V24ZM7 23L9 24V25H7ZM23 24L22 26L20 25V24ZM29 23V24H28ZM66 23V24H65ZM122 23V24H121ZM164 23V24H163ZM255 23V24H254ZM15 24V25H14ZM25 24V25H24ZM94 24V25H93ZM119 24V25H118ZM123 24H125L126 25V27H125V25H123ZM141 24V25H140ZM154 24V25H153ZM162 24V25H161ZM168 24V25H167ZM181 24H183L182 26H181ZM231 26H229V25ZM237 24H241V25H237ZM247 24V25H246ZM249 24V25H248ZM253 24V26H251V25ZM259 25V26H257V25ZM263 24V26L261 27V25ZM9 26V27H7V26ZM26 25H28V26H26ZM30 25H31V27H30ZM47 25V26H46ZM85 25V26H84ZM91 25V26H90ZM140 25V26H139ZM166 25H167V27H166ZM227 25V26H226ZM246 25V26H245ZM256 25V26H255ZM93 26V27H92ZM154 26V27H153ZM161 26H162V28H161ZM241 26V27H240ZM26 27V28H25ZM28 27V28H27ZM68 27V28H67ZM80 27H81V29H80ZM116 27H118V28H116ZM153 27V28H152ZM155 27H156V30H155ZM158 27H159V29H158ZM176 27H178L177 28V30L176 29H174V28H176ZM225 29H224V28ZM245 28L244 30L245 31H247V32H245V31H243V28ZM247 27H248V29H247ZM258 29V30H255L256 28ZM260 27V28H259ZM7 28V29H6ZM21 28V29H20ZM23 28V29H22ZM24 28L25 29H27V30H25L24 32H22L23 30H24ZM43 28V29H44ZM95 28H96V30L98 29L99 31H101L100 33H98V35H97V32L95 33L94 32V30H95ZM100 28H101V26H100ZM102 28H103V26H102ZM116 28V29H115ZM121 28V29H120ZM129 28V29H128ZM131 28V29H130ZM172 28V29H171ZM218 28V29H219ZM250 28V29H249ZM255 28V29H254ZM261 28H262V30H261ZM13 29V30H12ZM15 29H17V30H19V32L16 30V32L14 31ZM32 29V30H31ZM59 29V28H58ZM84 29V30H83ZM86 29V30H85ZM93 30V33H92V30ZM114 29V30H113ZM120 29V30H119ZM135 29V30H134ZM152 29V30H151ZM167 29V30H166ZM222 29H223V31L224 30H226V31H222ZM237 29V30H236ZM252 29H253V31H252ZM260 29V30H259ZM6 30V31H5ZM21 30V31H20ZM29 30H31V31H29ZM79 32H82V33H79ZM116 30V31H115ZM122 30H123V32H122ZM139 30V31H138ZM141 30L143 31V34H142V32H141ZM174 30V31H173ZM242 30V31H241ZM249 30H250V33H249ZM2 31V32H1ZM27 31H28V33H27ZM85 31H87L86 33H85ZM117 32L116 34H117V40H116V34H115V32ZM121 31V32H120ZM129 31V32H128ZM149 31H150V34H149ZM153 31V32H152ZM154 31H155V33H157L156 35H155V33H154ZM162 31V32H161ZM169 31H170V33H169ZM258 31V32H257ZM20 32H22V33H20ZM45 32V33H44ZM113 32V33H112ZM120 32V33H119ZM146 33V35H145V33ZM160 32V33H159ZM177 32V33H176ZM260 32V33H259ZM8 33V34H7ZM15 33V34H14ZM25 33V34H24ZM78 33V34H77ZM109 33H110V35H109ZM122 33V34H121ZM125 33V34H124ZM152 33V34H151ZM169 33V34H168ZM222 33V34H221ZM4 34V35H3ZM19 34V35H18ZM20 34L23 36H21L20 37ZM27 34V35H26ZM31 34H33V35H31ZM35 34V35H34ZM45 34H46V37H43V36H45ZM51 34V35H50ZM92 34H93V36H92ZM126 34H127V36H126ZM141 34H142V36H141ZM149 34V35H148ZM173 34V35H172ZM228 34V35H227ZM248 34V35H247ZM256 35L255 37L253 36V35ZM15 35H16V37H15ZM32 37H31V36ZM41 35V36H40ZM53 35V36H52ZM69 35H67V36H69ZM88 35V36H87ZM122 35V36H121ZM132 35V36H131ZM139 35H140V37H139ZM144 35V36H143ZM151 35H155L154 36V38L151 36ZM169 35V36H168ZM227 35V36H226ZM251 35V36H250ZM28 36V37H27ZM30 36V37H29ZM34 36H36V37H34ZM40 36V37H39ZM112 36V37H111ZM114 36V37H113ZM125 36V37H124ZM156 36H158V37H156ZM226 36V37H225ZM230 36V37H229ZM233 36H234V38L235 39H232L231 40V38H233ZM19 37H20V39H19ZM50 37V38H49ZM90 37V38H89ZM104 37V38H103ZM111 37V38H110ZM121 37V38H120ZM132 37H134V38H132ZM146 37V38H145ZM149 37V38H148ZM162 37V38H161ZM239 37V38H238ZM24 38V39H23ZM29 38V39H28ZM37 39V40H35V39ZM42 38V39H41ZM72 38V39H71ZM91 38H92V40H91ZM102 38H103V40H102ZM126 38V40L124 41V39ZM136 38V39H135ZM153 40H152V39ZM219 39H217V40H224L223 38H221V37H218ZM230 38V39H229ZM259 38V39H258ZM262 38V39H261ZM6 39V40H5ZM11 39V40H10ZM31 39V40H30ZM81 39H83V40H81ZM110 39V40H109ZM121 39H122V41H121ZM134 39V40H133ZM147 39V40H146ZM155 39V40H154ZM159 39V40H158ZM160 39H161V41H160ZM162 39H164V40H162ZM22 40V41H21ZM24 40H28L27 42L26 41H24ZM42 40V41H41ZM55 40V41H54ZM69 42H68V41ZM72 40V41H71ZM89 40V41H88ZM95 40V41H94ZM116 40V41H115ZM121 42H120V41ZM128 40V41H127ZM139 40V41H138ZM158 40V41H157ZM235 42H234V41ZM242 40V41H241ZM252 42H251V41ZM260 40V41H259ZM3 41V42H2ZM8 41V42H7ZM78 41H79V45H78ZM88 41V42H87ZM92 41V42H91ZM104 41V42H105ZM111 41V42H110ZM148 41H149V43H148ZM155 41H156V43H155ZM231 41V42H230ZM249 41V43H246V42H248ZM71 42H73V43H71ZM77 42V43H76ZM84 42V43H83ZM115 42V43H114ZM139 42V43H138ZM151 42H152V44H151ZM163 42V43H162ZM262 42H263V44H262ZM67 43V44H66ZM68 43H69V45H68ZM81 43H82V45H81ZM97 43V44H96ZM108 43V45L107 46H110V44ZM123 43V44H122ZM125 43V44H124ZM136 43V44H135ZM159 43H160V46H158L159 45ZM230 43V44H229ZM242 43V44H241ZM259 43L262 45H259ZM5 44V45H4ZM10 44V45H9ZM15 44V45H14ZM49 44V45H48ZM66 44V45H65ZM83 44H84V46H83ZM116 44H117V46H116ZM123 46H122V45ZM131 44H132V46H133V48H132V46H131ZM144 44H146V45H144ZM148 44H149V46H148ZM154 44H155V46H154ZM7 45V46H6ZM56 47V49H55V47ZM65 47H64V46ZM68 45V46H67ZM71 45V46H70ZM72 45H73V47H72ZM89 45V46H88ZM118 45H120V46H118ZM230 45V46H229ZM258 45V48L256 47ZM8 46H10V47H8ZM31 46V47H30ZM50 46V47H49ZM63 46V47H62ZM67 46V47H66ZM143 47V49H144V51H143V49H142V47ZM147 46H148V48H147ZM229 46V47H228ZM236 46V47H235ZM8 47V48H7ZM31 49H30V48ZM61 47H62V49H61ZM69 47V48H68ZM76 47V48H75ZM79 47V48H78ZM118 47V48H117ZM157 47V48H156ZM241 47V48H240ZM243 47V48H242ZM256 47V48H255ZM15 48V50H13ZM58 48L60 49V50H58ZM114 48V49H113ZM133 50H132V49ZM137 48H139L140 50H141V52L139 51V50H137ZM151 48V49H150ZM40 49H41V52H40ZM64 49V50H63ZM121 49H123V50H121ZM125 49V50H124ZM136 49V50H135ZM240 49H242V50H240ZM262 49V50H261ZM19 50V51H18ZM21 50H23L22 52L23 53H21ZM28 50V51H27ZM69 50V51H68ZM95 50V49H94ZM116 50V51H115ZM147 50V51H146ZM230 50V51H229ZM248 50V51H247ZM12 51V52H11ZM17 51V52H16ZM44 51V52H43ZM45 51H47V52H45ZM58 51V52H57ZM64 51H66V52H64ZM72 51V52H71ZM125 51V52H124ZM127 51V52H126ZM132 51V52H131ZM133 51H136V52H133ZM240 51V52H239ZM4 52H5V54H4ZM12 54H11V53ZM15 52H16V55H15ZM20 52V53H19ZM27 52H30V53H28L27 54ZM41 53V54H39V53ZM56 52V53H55ZM69 52V53H68ZM92 52V53H91ZM124 54H123V53ZM139 54H138V53ZM149 52V53H148ZM229 52V53H228ZM231 52H232V54H231ZM7 53V54H6ZM26 53V54H25ZM31 53H32V55H31ZM86 53V54H85ZM117 53H120V54H117ZM128 53H130V54H128ZM134 53V54H133ZM259 53V54H258ZM14 54V55H13ZM19 54H21L22 56H20ZM23 54L25 55V57L23 58ZM37 54V55H36ZM48 54H50V56L52 57H49V55ZM52 54L53 55H55V56H52ZM67 54H68V57H67ZM88 54V55H87ZM100 54V55H99ZM122 54V55H121ZM136 54V55H135ZM143 54V55H142ZM225 54H228V55H226L227 57L226 58H224V56H225ZM252 54H254V55H252ZM257 54H258V57H257ZM19 55V56H18ZM27 55V56H26ZM30 55V56H29ZM46 55V56H45ZM62 55V56H61ZM99 55V56H98ZM133 55H135V56H133ZM144 55H146V56H144ZM231 55V56H230ZM235 55H239V56H235ZM249 55V56H248ZM5 56V57H4ZM12 57V59H11V57ZM37 56H38V59H37ZM57 56V57H56ZM89 56V57H88ZM98 56V57H97ZM124 56H126V57H124ZM129 56V57H128ZM131 56V57H130ZM228 56H229V59H228ZM234 56V57H233ZM254 56V57H253ZM256 56V57H255ZM1 57H2V59H1ZM7 57H8V59H7ZM18 57V58H17ZM20 57H22L21 59H20ZM26 57L29 59V57H30V59L28 60H26ZM64 57H65V59H64ZM67 57V58H66ZM122 57V59H120ZM133 57V58H132ZM143 57V58H142ZM231 57H232V61H231ZM237 57H241V58H238L237 59ZM5 58V59H4ZM9 58H10V60H9ZM14 58V59H13ZM109 58V57H108ZM117 58H118V60H117ZM135 58V59H134ZM221 58H222V60H221ZM236 58V59H235ZM248 58V59H247ZM6 59H7V61H8V63H7V61H6ZM17 59V60H16ZM22 59H23V61H22ZM25 59V60H24ZM37 59V60H36ZM43 59V60H42ZM61 59V60H60ZM72 59V60H71ZM89 59V60H88ZM100 59V58H99ZM109 59H113V57H111V58H109ZM137 59L139 60V61H137ZM235 59V60H234ZM241 59V60H240ZM247 59V60H246ZM1 60H2V62H1ZM3 60H4V62H3ZM55 60V61H54ZM76 60H78V61H76ZM84 60H85V62H84ZM96 60V61H95ZM126 60V61H125ZM220 62H219V61ZM233 60H234V62H233ZM254 60V61H253ZM16 63H15V62ZM21 61V62H20ZM35 61V62H34ZM46 61V62H45ZM47 61H49V62H47ZM65 61H67L68 62V64L65 62ZM69 61H70V63H69ZM73 61V62H72ZM94 61V62H93ZM134 61H136V62H134ZM218 61V62H217ZM236 61V62H235ZM238 61V62H237ZM263 61V62H262ZM27 62H29V63H27ZM32 64H31V63ZM41 63V65H40V63ZM45 62V63H44ZM56 62V63H55ZM62 62V63H61ZM84 63V65H83V63ZM89 62H90V64H89ZM96 62V63H95ZM245 62V63H244ZM246 62H247V64H246ZM248 62H250L249 63V66H247L248 65ZM255 62V63H254ZM5 63H7L6 65H3V64ZM12 63V64H11ZM18 63H19V66H18ZM24 63V64H23ZM38 63V64H37ZM58 63H60V64H58ZM74 63V64H73ZM134 63V64H133ZM226 63V64H225ZM228 63V64H227ZM235 63V64H234ZM242 63V64H241ZM257 63V64H256ZM11 64V65H10ZM15 64H16V66H15ZM26 64H28V65H26ZM34 64L36 65V66H34ZM54 64H56V65H54ZM70 64V65H69ZM75 64H76V66H75ZM81 64L84 66V67H82L81 66ZM93 64V65H92ZM116 64V65H117ZM223 64H224V67H223ZM237 64V65H236ZM9 65H10V68H16V67H18L19 68V71H21V72H19V71H17V69L15 70L14 69V71H13V68L12 69H10L9 68ZM23 65V66H22ZM38 65H39V67H38ZM55 66V68H54V66ZM57 65H58V67H57ZM67 65V66H66ZM74 66V67H71V66ZM87 65V66H86ZM91 65V66H90ZM236 65V66H235ZM238 65H239V67H238ZM257 67H256V66ZM42 66H44V67H42ZM65 66V67H64ZM89 66V67H88ZM6 67V68H5ZM20 67H21V69H20ZM24 68V70H25V72H22V71H24L23 70V68ZM26 67V68H25ZM37 67V68H36ZM48 67H49V69H48ZM56 67L58 68L57 69V71H59V69H60V71H59V74L57 75V76H53V75H51V71L53 70V69H56ZM76 67H77V69H76ZM81 67H82V69H81ZM85 67H86V70H85ZM94 67V68H93ZM221 67V68H220ZM241 67H243V68H241ZM261 67V68H260ZM27 68H28V70H27ZM31 68V69H30ZM33 68V69H32ZM35 68V69H34ZM40 68V69H39ZM80 68V69H79ZM226 68V69H225ZM231 68V69H230ZM245 68H247V69H245ZM258 68V69H257ZM4 69V70H3ZM45 71H44V70ZM78 70V71H76V70ZM84 69V70H83ZM225 71H224V70ZM240 69V70H239ZM256 71H255V70ZM261 69H262V71H261ZM2 70V71H1ZM10 70V71H9ZM12 70V71H11ZM32 70H33V73H35V74H33L32 73ZM51 70V71H50ZM64 70V71H63ZM88 70V71H87ZM130 70V69H129ZM189 71L186 73L187 74V76L185 77V79H186V81L188 80L189 81V83H191V80H192V76H190L191 75V73H190V69H188ZM215 70V71H214ZM231 70V71H230ZM235 70H237V72L235 71ZM250 70V71H249ZM26 71L28 72L27 74H26ZM67 71V72H66ZM81 71V72H80ZM218 71V72H217ZM221 71V72H220ZM227 71V72H226ZM242 71V72H241ZM245 71V72H244ZM254 71V72H253ZM259 71V72H258ZM6 72V73H5ZM10 72H11V75H10ZM12 72H14L13 74L15 75H13L12 74ZM17 72V73H16ZM29 72H30V74L32 75V77H31V75L29 74ZM40 72L41 73H43V74H40ZM64 74H63V73ZM74 72H75V74H74ZM78 72H80V73H78ZM85 72V73H84ZM90 72V73H89ZM122 72V75H124V72L123 71H121ZM133 72V73H132ZM132 72H129V74H126V76H127V78H128V75L129 76H131V77H129L128 79H130V83H137V81H139L140 80V77H141V73L140 72H137V71H135V70H133ZM212 72V73H211ZM240 72V73H239ZM253 72V73H252ZM255 72H257V73H255ZM261 72H262V74H261ZM21 73V74H20ZM37 73V74H36ZM67 73H69V74H67ZM137 73V74H136ZM158 73V72H157ZM156 73V74H157ZM215 73V74H214ZM219 73H221V75L219 74ZM224 73V74H223ZM226 73V74H225ZM245 73V74H244ZM3 74H5V75H3ZM8 74V75H7ZM24 74V75H23ZM26 74V75H25ZM79 76H81L82 75V78L79 76V77H77V75ZM131 74V75H130ZM210 74H212V75H210ZM217 74H219L218 76H217ZM232 74V75H231ZM240 74H241V76H240ZM246 74H247V76H246ZM248 74H250V75H252V76H250V75H248ZM255 74V75H254ZM3 75V77H1ZM10 75V76H9ZM24 76V78H23V76L22 77H19V76ZM39 75H40V77H39ZM42 75V76H41ZM48 75V76H47ZM50 75V76H49ZM60 75V76H59ZM67 75V77L65 78V76ZM68 75H70V76H68ZM72 75V76H71ZM91 75V76H90ZM133 75V76H132ZM139 75V76H138ZM228 75H230L229 77H228ZM238 75V76H237ZM242 75H243V77H242ZM246 77H245V76ZM260 75H261V77H260ZM11 76H12V80H11ZM15 78H14V77ZM18 76V77H17ZM27 76V77H26ZM34 76V77H33ZM45 76V77H44ZM64 76V77H63ZM75 76H76V78H75ZM93 76V77H92ZM137 76V77H136ZM189 76H190V78H189ZM6 77H7V79H6ZM39 77V78H38ZM49 77V78H48ZM52 77V78H51ZM240 77H242V78H240ZM250 77V78H249ZM257 77V78H256ZM3 78H5V79H3ZM14 78V79H13ZM20 78V79H19ZM30 78V79H29ZM32 78V79H31ZM42 78H43V80H42ZM45 78V79H44ZM62 78H63V80H62ZM80 78V79H79ZM209 78V79H210ZM229 78H230V80H229ZM237 78V79H236ZM244 78V79H243ZM254 78V79H253ZM16 79L17 80H19V82L18 81H16ZM34 79V80H33ZM39 79V81H37ZM47 79V80H46ZM49 79V80H48ZM53 79V80H52ZM71 79V80H70ZM77 79V80H76ZM93 79H94V81H93ZM222 79H223V81H222ZM236 79V80H235ZM241 79V80H240ZM251 79V80H250ZM262 79H264V78H262ZM5 80V81H4ZM10 80V81H9ZM14 80V81H13ZM21 80V81H20ZM23 80V81H22ZM32 80V81H31ZM43 81L44 82V84H43V82L41 83V81ZM45 80V81H44ZM68 80H69V82H68ZM80 80V81H79ZM210 80H212V79H210ZM225 80V81H224ZM236 81L237 82V80H238V82H237V84H236V82H233V81ZM243 80V81H242ZM4 81V82H3ZM7 81V82H6ZM12 81V82H11ZM37 81V82H36ZM53 81V82H52ZM61 81V82H60ZM75 81H78V82H76V84H75ZM3 82V83H2ZM10 82V83H9ZM20 82H21V84H20ZM27 82V83H26ZM29 82V83H28ZM35 82V83H34ZM40 82V83H39ZM225 82V83H224ZM233 82V83H232ZM8 83H9V85H8ZM11 83H14L13 85L11 84ZM31 83V84H30ZM38 83V84H37ZM48 84V86H46L47 84ZM80 83V84H79ZM149 83V82H148ZM235 83V84H234ZM241 83V84H242ZM25 84H26V87H25ZM36 84V85H35ZM41 84V85H40ZM43 84V85H42ZM51 84V85H50ZM56 84V85H55ZM66 84V85H65ZM74 84V85H73ZM109 84H110V86L109 87H111V88H115V86H116V83L115 82H112V81H110L109 82ZM150 85H152L151 84V82L149 83ZM11 85V86H10ZM18 85V86H17ZM22 85V86H21ZM24 85V86H23ZM30 85V86H29ZM56 86V87H53V86ZM71 85H72V87H71ZM91 85V86H90ZM92 85H94V86H92ZM104 85V84H103ZM14 86H16V87H14ZM33 86V87H32ZM35 86H36V88L38 87V89H36L35 88ZM40 86H42V87H40ZM46 88H45V87ZM145 87H146V84L144 85ZM236 86H235V89L234 90H232V94L230 93L229 94V96H232L234 93H238V92H240L241 90L239 89V88H237L236 89ZM9 87V88H8ZM14 87V88H13ZM39 87H40V89H39ZM52 87H53V89H52ZM65 87H67V88H65ZM69 87V88H68ZM84 87V88H83ZM87 87V88H86ZM242 87H244V85L242 84ZM19 88V89H18ZM29 88V89H28ZM54 88H56V89H54ZM74 88V89H73ZM76 88V89H75ZM144 88V87H143ZM14 89V90H13ZM33 90V92H32V90ZM52 90V92H51V90ZM83 89H84V91H83ZM96 89V90H95ZM146 89V88H145ZM159 89H161V91H159L160 93H162L165 89H167L166 87H159ZM163 89V90H162ZM231 89V88H230ZM242 89V88H241ZM9 90L11 91V93L12 94H10V92H9ZM16 90V91H15ZM28 90V91H27ZM35 90V91H34ZM37 90H40V91H37ZM44 90H46V91H44ZM49 90V91H48ZM61 90V91H60ZM90 91L89 93H88V91ZM235 90H236V92H235ZM24 91V92H23ZM43 91V92H42ZM55 91V92H54ZM79 93H78V92ZM234 91V92H233ZM9 92V93H8ZM35 92H36V94L38 95V97H37V95H35ZM69 92V93H68ZM140 92H141V90H140ZM146 92H148V90H146ZM20 93V94H19ZM33 93V94H32ZM40 93V94H39ZM43 93H44V95H43ZM49 93V94H48ZM55 93V94H54ZM73 93H74V95H73ZM95 93V92H94ZM7 94V95H6ZM14 94V95H13ZM18 94V95H17ZM71 94H72V97H71ZM4 95V96H3ZM30 95H31V97H30ZM35 95V96H34ZM39 95H41V96H39ZM46 95V96H45ZM50 95V96H49ZM63 95V96H62ZM78 95V96H77ZM82 95V96H81ZM103 95V94H102ZM25 96V97H24ZM27 96V97H26ZM45 96V97H44ZM49 96V97H48ZM74 96V97H73ZM95 96H97L96 94H95ZM19 97V98H18ZM34 97H36L35 99H34ZM80 97V98H79ZM26 98H30V99H26ZM42 98V99H41ZM45 98H47V99H45ZM75 98V99H74ZM21 99V100H20ZM34 99V100H33ZM36 99H39V100H36ZM53 99V100H52ZM79 99V100H78ZM27 100V101H26ZM44 100V101H43ZM50 101V102H48V101ZM56 100V101H55ZM58 100V101H57ZM60 100V101H59ZM75 100V101H74ZM86 100H87V98H86ZM25 101V102H24ZM32 101V102H31ZM39 101V102H38ZM65 101V102H64ZM66 101H68V102H66ZM17 102V103H18ZM22 102V103H21ZM38 102V103H37ZM44 102H46V103H44ZM58 102L59 103H62V102H64L66 105H64V106H62V108L63 107H66V108H64L63 109V113L61 112H59L60 110H57V104H58ZM71 102V103H70ZM25 103H26V105L27 106H29L28 108H26L27 106H25ZM27 103H29V104H27ZM30 103L32 104L33 103V105H30ZM34 103H35V106H34ZM73 103V104H72ZM19 104V103H18ZM42 104H44V105H42ZM229 104H231L230 102L229 103H227V105H226V107L227 108H229L230 107V105ZM18 106H19V108H18ZM40 106V107H39ZM54 106V107H53ZM205 107V105H202V107L200 108L201 109V112L204 114V111H203V109H204V107ZM264 106V105H263ZM15 107H17V108H15ZM24 107V108H23ZM45 107V108H44ZM48 107V108H47ZM12 108H11V110H12ZM22 108V109H21ZM32 108V109H31ZM34 108V109H33ZM39 109V110H37V109ZM42 108H44V109H42ZM47 108V109H46ZM54 108H55V110H54ZM16 109H17V111H16ZM29 111H28V110ZM36 109V111H34ZM41 109V110H40ZM200 109H199V111H200ZM25 110V111H24ZM31 110V111H30ZM50 110V111H49ZM51 110H53V111H51ZM249 110V109H248ZM264 107H262L261 108V110H260V112H257L256 111V113L258 114L257 115V117H258V119H260V122H261V128H260V125H257L256 124V126L255 127H257L256 129H255V127L253 128V126H251L252 125V122L250 121L251 120V118H250V120H246L247 118H246V116H244V115H242V111H240V108H238L237 110H234V112H236V113H234L233 115L234 116H236V117H238V120L240 121V119L242 118V120L240 121L241 122V124L243 125V127L246 125V124H248V125H250V129H249V131L247 132V134H245L244 136H243V138H242V140L241 141H244L245 139H246V137H247V139L248 140H250V145L248 146V145H245V144H240V146L241 147H238V150H233V152L235 153L236 151L238 152H240V153H242V154H254L255 153V157L257 158V155H256V152H257V147H259V144H257L256 142H260V140L262 139V137L264 136V129H263V127H264ZM20 111H22V112H20ZM41 111L43 112V113H41ZM67 111V112H66ZM238 111V112H237ZM240 111V112H239ZM31 114H30V113ZM34 112V113H33ZM40 114H39V113ZM48 112H52L51 114L50 113H48V115H51L52 116V118H53V122L51 121V120H49V118H46V115L45 114H47ZM55 112V113H54ZM201 112H199V114L201 113ZM229 112H231V109L230 110H228L227 111V113H229ZM249 112H250V110H249ZM18 113H19V115H18ZM23 113V114H22ZM38 113V114H37ZM45 113V114H44ZM67 113V114H66ZM9 114H11L12 116H10ZM30 114V115H29ZM34 114V115H33ZM37 114V115H36ZM45 115L44 117H42V115ZM54 114V115H53ZM58 114H62V116L60 115V117H59V115ZM212 114H215V113H212ZM236 114V115H235ZM8 116V117H12V119L11 118H8V117H5V116ZM35 115H36V117H35ZM41 115V116H40ZM18 116V117H17ZM21 116V117H20ZM31 116V117H30ZM59 117V118H57V117ZM243 116V117H242ZM260 116V117H259ZM23 117H25V118H23ZM38 117V118H37ZM41 117V118H40ZM200 117V116H199ZM4 118V119H3ZM6 118H8V119H6ZM23 118V119H22ZM30 118V119H29ZM34 118V119H33ZM54 118H56V119H54ZM61 118V119H60ZM253 118V117H252ZM13 121V123L11 122V120ZM18 119V120H17ZM40 119V120H39ZM47 119V120H46ZM62 119H63V121H62ZM200 120H201V118H199ZM23 120V121H22ZM33 122H32V121ZM49 120V121H48ZM238 120H237V122H238ZM244 120V121H243ZM10 121V123H8ZM30 121H31V123H30ZM204 121H205V119H204ZM252 121H253V119H252ZM256 121H258L257 119H256ZM262 121H263V124H262ZM6 122V123H5ZM16 122V123H15ZM55 122V123H54ZM58 122V125L56 126V123ZM62 122V123H61ZM202 122H203V120H202ZM202 122L201 123H199L197 120H196V123H199L200 125L202 124ZM247 122V123H246ZM250 122V123H249ZM3 123H5V124H3ZM24 123V124H23ZM35 123V124H34ZM38 125H37V124ZM42 125H41V124ZM46 123V124H45ZM48 123V124H47ZM51 123H54L53 125H51ZM60 123V124H59ZM12 124V125H11ZM28 124V125H27ZM31 124V125H30ZM4 127H3V126ZM24 125V126H23ZM37 125V126H36ZM61 125V126H62ZM11 126H13V127H11ZM21 126V127H20ZM46 126V127H45ZM52 126V127H51ZM3 127V128H2ZM17 127V128H16ZM26 127V128H25ZM54 127V128H53ZM4 128H5V131H4ZM12 128V129H11ZM14 128V129H13ZM22 128V129H21ZM260 128V129H259ZM8 131H11V132H8ZM10 129V130H9ZM26 129V130H25ZM39 129V130H38ZM52 129V130H51ZM245 129V128H244ZM15 130V131H14ZM16 130L18 131V132H20L21 131V136L22 137H20V140L23 138V135L24 134H22L24 131H26V136H25V138L24 139H26V140H23L22 139V141L21 142H18V141H20L19 139H17V138H15V136H16ZM20 130V131H19ZM254 130V131H253ZM257 130V131H256ZM259 130V131H258ZM262 130V131H261ZM29 131H31V132H29ZM260 131H261V133H260ZM3 132V133H2ZM13 132V133H12ZM15 132V133H14ZM38 132L40 133V134H38ZM252 134H251V133ZM263 132V133H262ZM4 133H6V135H4ZM8 133V134H7ZM11 133V134H10ZM152 134H153V132H151ZM249 133V134H248ZM257 133H258V135H257ZM263 134V135H262ZM10 135V136H9ZM247 135V136H246ZM254 135V139H253V137H250V136H253ZM2 136H3V138H2ZM13 136V137H12ZM30 136V138L28 139V137ZM262 136V137H261ZM7 137V138H6ZM9 137H11V138H9ZM138 137V139H139V141L141 142H139V141H134L133 140V143L135 144L134 146L136 147V146H142V147H144V146H147V145H149V138H145L146 140H147V142H146V140L144 141V138H142L141 139V137L140 136H137ZM149 137H151V136H149ZM255 137H257L256 139H255ZM261 137V138H260ZM32 138V139H31ZM40 138H41V140H43V139H45V140H43L42 142L44 143H42L41 141H40ZM258 138L260 139V140H258ZM8 139H10V140H8ZM137 139V138H136ZM137 139V140H138ZM47 140V141H46ZM143 140V141H142ZM252 140V141H251ZM256 140V141H255ZM16 141H17V144H16ZM24 141V142H23ZM29 141H31V142H29ZM35 141V142H34ZM40 141V142H39ZM32 142L33 143H35L36 145H37V148L39 149V150H33V148H34V146H33V144H32ZM139 142V143H138ZM3 143V144H2ZM25 143V144H24ZM27 143V144H26ZM30 143V144H29ZM39 143V144H38ZM253 143V144H252ZM20 144V145H19ZM42 144V145H41ZM47 144V145H46ZM144 144V145H143ZM17 145V146H16ZM39 145V146H38ZM44 145V146H43ZM46 145V146H45ZM257 147H256V146ZM27 146H28V148L30 149H28L27 148ZM31 146V147H30ZM33 146V147H32ZM8 147L10 148V149H8ZM22 147V148H21ZM25 147V148H24ZM42 147V148H41ZM5 148V149H4ZM7 148V149H6ZM17 148V149H16ZM25 150H24V149ZM32 148V149H31ZM255 148V149H254ZM35 149V148H34ZM149 149V148H148ZM197 149V148H196ZM216 149V150H215ZM226 150V148L222 145V146H220V147H215L214 148V153H219V152H223V150ZM239 149H241V150H239ZM263 149H264V145H263ZM8 150V151H7ZM11 150V151H10ZM26 150H27V154H28V156L27 157H29V159H28V161H24V162H22V161H20V158L17 156V154H19V155H21L22 153H24V152H26ZM198 151H200L199 149H197ZM219 150V151H218ZM6 151V152H5ZM20 151V153H18ZM22 151H24V152H22ZM34 151V152H33ZM216 151V152H215ZM243 151H244V153H243ZM255 151V152H254ZM29 152V153H28ZM173 152V153H172ZM5 153V154H4ZM11 153H12V156H9L8 157V154L9 155H11ZM164 153H166V152H164ZM175 152L172 150V151H169L168 152V154H167V157H166V155H161V158L164 160V161H167L168 160V162L166 163V165L165 164H163L158 170H157V174H155V176L153 177L156 181L155 182H157V181H159V182H157V183H154L153 182V185L154 186H147L145 189H147L145 192H144V190L145 189H143V190H141L140 189V192H139V194L141 193V191H143V195H145L148 191L150 192L149 194H151L152 192L151 191H153V193L154 194H152L153 196V198L156 200V202H155V200L152 198L148 203H149V206H145L146 208H144V212H140L139 210L137 211V213L139 214H137L138 215V217H135V213H133V214H131L132 213V210H130V209H128V208H131V209H136V208H140L141 207V205H139L138 206V202H140V200H142V198L144 197V196H141V199L140 198H138V197H135V198H138L137 200L135 199V198H133V194L130 196V197H132L133 198V200H132V198H131V200L133 201V203L135 202V205H134V207H129V205H133L132 204V201L131 202H128L127 203V198H125V199H121V200H123V202L124 203H122L121 201L119 202V201H117V199L119 198V194H117V191H120V189L121 188H115V189H113L111 192H109V193H107V192H103V191H101V190H94L93 192H96V193H93V195H92V199H90L91 201H89V207H78L77 205H74V206H72V208L73 209H75L76 208V210H77V212L81 209L83 212L81 213V214H79V212H78V214H79V216H80V218H81V220H80V222H79V224L77 225V229L74 231V235H75V238H73V239H75L76 240V238H81L80 239V241H79V239H78V241H79V243H76L75 244V246H78V249H80V248H82V247H84V243H86V245H87V247H91V248H97V247H100V246H102V243H103V241H104V239H102L104 236H102V234H105L106 233V231L103 233V230L102 229H105V228H102L101 227V225L103 226V224H101V223H103V221H104V225H106V226H108V227H110V229H112L113 230V228L108 224V222L109 221H107L108 220V216H107V210L108 209H110V208H112V210H113V207L115 206V204H117V206L119 207V208H122V209H120L119 210V212H118V215H119V217H118V215H116V218H114V219H119V220H121V219H126L125 217H127L129 220H131L130 218H133V220H135L136 221V223L138 224V222H144L145 221V219L147 220L148 219V221H149V225H146V229L147 230H149V231H147L145 228H141V230H139L138 231V233H137V231L136 230H132V228L129 226V225H127V226H125L124 228H122V229H119L120 227H117V228H115V230H118L119 229V231H117V235L119 236V239H118V242L120 241V243H121V246L119 247V250H120V253H114L115 254V257H117V255L119 254V255H121L122 256V258L121 259H119V255H118V257H117V260L115 259V257L113 258V261L111 262V263H109V264H127L126 262H129V263H131V264H136L135 263V261H136V259H137V261L139 260L137 257H136V254L135 253H138V251L137 250H135V247H134V243L136 242V239L135 238H137L138 237V235L140 236V237H142L143 235L144 236H148V238H144V239H142V240H151V239H153L154 238V240H157L156 238L157 237H155V232H153V228L155 227V229H157V227H158V229L161 227V229H162V227L163 226H160L159 224H157L156 223V225L154 224V221L156 220V221H158V222H166V220H167V218H168V220H167V222H171L170 220H173L174 218H175V216L174 215H176L177 216V210L179 209V205H180V203H175L176 205H174L173 207H171L170 206V204H172V202L173 201H175V202H178V196L177 197H174V199L172 200V199H170L172 196H174V193L173 192H178V194H180V193H182V194H180L182 197L183 196H187V197H189L190 199H192L193 197H192V195H196L197 196V200H200L201 199V201H202V199H207L208 201L209 200H211V201H209L210 203H211V206H212V208H214V209H216V210H214L213 211V213H212V215H215L212 219H214V221H216V222H214L212 225L214 226H211L210 228H212L211 229V231H210V234H212L211 232L213 231L214 233H215V235H217V237H219V238H221V237H223L224 236V233L223 232H226V231H228V230H230L231 229V224L233 225V223H235V224H237V225H239V227L238 228H236L235 229V227H234V229H233V227H232V230H231V232H233V231H235V230H237V229H241L242 230V226H241V223H243L244 221H250L248 218H254V217H257L258 215V217L256 218V219H254V221H255V223L254 222H249V223H251V224H249V226H248V229L249 230H247V234L250 236V237H252V238H254V241H253V243H248V245H245V247H244V245L243 246H240L237 250H240L239 252H237V253H235V254H233V255H231V257L230 256H223L224 258L223 259H225V258H229L230 260H231V262H233V264L235 263V264H238V262L241 264V263H243V264H245V262H248L247 260H248V258L250 257V258H252L254 255L256 256V259H258V257H257V255H259L260 256V260H261V258H262V260L264 259L263 257H264V231L262 230V227L264 226V217H263V214H264V211H262V208L260 207V205H258L257 203H253L252 202V204L251 203H249V202H251V201H249L248 199L250 198H246V197H244L246 200H248V201H242L243 200V197H238V194L237 193H235V191L236 190H234L235 188H233L232 187V185H229V186H226L225 187V189H221V191H215V190H213L212 188H210V191L208 192V191H205L203 188H202V186H201V178H199V176L197 175V173H195V171H193V169H191L192 167H191V165L190 164H188L187 162H185V160H184V163H183V160H182V162H180V161H178V163L176 162V156H175V154H174ZM263 153V152H262ZM14 154V155H13ZM38 154V155H37ZM2 155V156H1ZM40 155H41V159H40ZM169 155V156H168ZM32 156V157H31ZM34 156V157H33ZM174 156V157H173ZM264 156V155H263ZM17 157V158H16ZM2 158H4V159H2ZM10 158V159H9ZM16 158V159H15ZM168 158V159H167ZM172 158V159H171ZM12 159V160H11ZM14 159V160H13ZM35 159V160H34ZM38 159H39V161H38ZM170 159V160H169ZM254 158H252V160H253ZM8 160V161H7ZM27 160V159H26ZM31 160V161H30ZM105 161V159H102V161ZM173 160V161H172ZM1 161V162H2ZM37 161V162H36ZM172 161V162H171ZM22 162V163H21ZM175 164H174V163ZM34 163V164H33ZM35 163H36V165H35ZM38 163V164H37ZM171 163H172V165H171ZM180 163H182V165L180 164ZM184 164V165H183ZM24 165V166H23ZM176 165V166H175ZM182 166V167H181ZM184 166H186V167H184ZM26 167V168H25ZM167 167V168H166ZM169 167H170V169H169ZM172 167V168H171ZM175 167V168H174ZM7 168V167H6ZM5 168V169H6ZM162 168V169H161ZM165 169V171H164V169ZM176 169V170H174V169ZM188 168V169H187ZM23 169V170H22ZM36 169V170H35ZM38 169V170H37ZM172 169V170H171ZM28 170H30V171H28ZM191 170V171H190ZM33 171H35V173L33 172ZM38 171V172H37ZM161 173H160V172ZM162 171L165 173V174H163L162 173ZM171 171V172H170ZM0 172H1V169H0ZM4 172H5V170H4ZM13 172H15V173H13ZM27 172V173H26ZM29 172V173H28ZM156 172V171H155ZM169 172V173H168ZM237 173H239V171H236ZM37 173V174H36ZM129 173H131V172H129V171H127V175H129ZM253 173V174H252ZM16 174V175H15ZM18 174V175H17ZM37 175V177H36V175ZM39 174V175H38ZM58 174L60 175L61 174V177L59 176L58 177ZM112 174H114V172L112 173ZM162 174V175H161ZM171 174V175H170ZM177 174V175H176ZM250 176H251V178H255V177H257L258 176V171H256V172H249L248 173ZM256 174H257V176H256ZM6 175L7 174H5V177H6ZM20 175V176H19ZM54 175V176H53ZM57 175V176H56ZM117 174L115 173V175L114 176H116ZM173 175H175V176H173ZM241 175H242V178H243V174L242 173H240V175H239V177H241ZM10 176V175H9ZM18 176V177H17ZM21 176H22V179H21ZM30 176H32V177H30ZM69 177H72V175L70 174V175H68ZM169 176H171V177H169ZM189 176V177H188ZM195 176V177H194ZM55 178V180H53L52 178ZM158 177H160V178H158ZM168 178V179H166V178ZM178 177V178H177ZM28 178H30V179H28ZM118 178H120V177H118ZM130 178V176H128V178H127V180L130 182L131 181V178ZM171 178V179H170ZM230 177H228V179H229ZM158 179V180H157ZM163 179V180H162ZM173 179V180H172ZM183 179V180H182ZM189 179H190V181H189ZM196 179V180H195ZM250 179V178H249ZM178 180V181H177ZM187 180V181H186ZM232 180H234V178L232 179ZM23 181H25V182H23ZM33 183H32V182ZM36 181H37V183H36ZM42 181V182H41ZM114 181H116L115 180V178H114ZM160 181H162V183L160 182ZM173 181V182H172ZM177 181V182H176ZM180 181V182H179ZM183 181V184L181 183ZM187 183H189V184H186V182ZM197 181V182H196ZM47 182H49V183H47ZM27 183V184H26ZM31 183V184H30ZM43 183V184H42ZM46 183V184H45ZM159 183V184H158ZM167 183H169V184H167ZM171 183V184H170ZM180 183V184H179ZM234 184H235V181L233 182ZM24 184V185H23ZM25 184H26V186H25ZM30 184V185H29ZM77 184V182L75 183V185ZM177 184V185H176ZM179 184V185H178ZM192 184V185H191ZM237 184V183H236ZM258 184V185H257ZM256 184V189H255V185L253 186V191H254V193H255V196H257L258 195V190L259 189H261L262 187V185H260L259 183H257ZM39 187H38V186ZM117 185V184H116ZM159 185V186H158ZM184 185V186H183ZM189 185V186H188ZM225 185H227V184H225ZM23 186V187H22ZM30 186V187H29ZM36 186V187H35ZM113 186V185H112ZM111 186V187H112ZM158 186V187H157ZM182 187V188H180V187ZM196 186V187H195ZM199 186V187H198ZM259 186V187H258ZM73 187V186H72ZM106 187V186H105ZM108 187H110V185L108 186ZM155 187H157V188H155ZM160 187V188H159ZM177 187V188H176ZM188 189H187V188ZM247 187V186H246ZM246 187H244V190L245 191H247L246 189H248V188H246ZM261 187V188H260ZM29 188V189H28ZM42 188V189H41ZM49 188V189H48ZM179 188V189H178ZM36 189V190H35ZM76 189V188H75ZM119 189V190H118ZM151 189V190H150ZM156 189H158V190H156ZM176 189V190H175ZM192 189H194V190H192ZM212 189V190H211ZM26 190V191H25ZM32 190L34 191L33 193H32ZM125 190V189H124ZM168 190V191H167ZM174 190V191H173ZM182 190H184V191H182ZM188 190V191H187ZM200 192H199V191ZM257 190V191H256ZM28 191V192H27ZM158 191V192H157ZM164 191V192H163ZM173 191V192H172ZM186 191V192H185ZM190 191V192H189ZM196 191V192H195ZM203 191H204V193H203ZM223 191H224V193H223ZM248 191H250V189L248 190ZM247 191V192H248ZM66 192H68L67 190H66ZM102 192V193H101ZM157 192V193H156ZM163 192V193H162ZM194 192V193H193ZM213 192V193H212ZM218 192H220V193H218ZM26 193V194H25ZM99 193V194H98ZM112 193V194H111ZM170 193H173V194H170ZM183 193H184V195H183ZM187 193V194H186ZM189 193V194H188ZM210 193V194H209ZM97 194V195H96ZM117 194V195H116ZM201 194V195H200ZM27 195V196H26ZM32 195V196H31ZM69 195V194H68ZM67 195V196H68ZM115 195H116V199L114 198L115 197ZM136 195V194H135ZM134 195V196H135ZM156 195H157V199H156ZM161 195V196H160ZM164 195V196H163ZM179 195V196H180ZM205 196V197H203V198H201L202 196ZM224 195H226V196H229V198L227 197L226 198V196H224ZM20 196H22V197H20ZM137 196V195H136ZM160 196V197H159ZM163 196V197H162ZM171 196V197H170ZM192 198H191V197ZM211 196H213V197H211ZM224 196V197H223ZM32 197H33V199H32ZM140 197V196H139ZM146 197H148V196H146ZM168 197V198H167ZM210 197V198H209ZM222 197V198H221ZM237 197V198H236ZM252 197H254V196H252ZM251 197V198H252ZM105 199V200H103V199ZM161 198V199H160ZM219 198V199H218ZM232 198H233V200H232ZM234 198H235V200H234ZM22 199H23V201H22ZM127 199V200H126ZM135 199V200H134ZM149 199H150V197H149ZM160 199V200H159ZM228 199H230V200H232V201H229ZM93 200V201H92ZM101 200V201H100ZM113 200V201H112ZM163 200V201H162ZM170 200H172V201H170ZM216 200V201H215ZM224 200V201H223ZM32 201V202H33ZM98 201V202H97ZM104 201V202H103ZM128 201H130V200H128ZM217 201H219V202H217ZM235 201V202H234ZM28 202V203H27ZM102 202V203H101ZM112 202V203H111ZM193 202V203H192ZM229 202V203H228ZM233 202V203H232ZM237 202V203H236ZM246 202V203H245ZM26 203V204H25ZM65 203V204H64ZM237 205H236V204ZM28 204V205H27ZM91 204V205H90ZM107 204H112V206H108ZM113 204H114V206H113ZM169 204V205H168ZM195 204V202L194 201H189V203H188V205H190V206H197L196 204ZM244 204H246V205H244ZM253 204H255V205H253ZM169 206L168 208H169V211L170 212H168V213H165L166 211H163V213H165V215L163 216V215H160L161 214V211H162V209L164 210V208L166 207V206ZM220 205V206H219ZM125 206H127V207H125ZM158 206V207H157ZM226 206V207H225ZM235 206V207H234ZM245 206V207H244ZM254 206V207H253ZM63 207V208H62ZM102 207V208H101ZM181 207V206H180ZM218 209H217V208ZM220 207V208H219ZM234 207V208H233ZM253 207V208H252ZM31 208V207H30ZM114 208H117L116 206L114 207ZM126 210H125V209ZM224 210H223V209ZM226 208V209H225ZM228 208V209H227ZM229 208H230V210H229ZM232 208V209H231ZM242 208V209H241ZM244 208H246V209H244ZM53 209V210H52ZM95 209V210H94ZM101 209V210H100ZM124 209V210H123ZM128 209V210H127ZM150 209V210H149ZM153 209V210H152ZM174 211H173V210ZM181 209V208H180ZM179 209V210H180ZM221 209V210H220ZM242 211H244L245 212V216H244V218H246V219H244L242 216H240V217H242V218H237V215H240L241 214V210ZM23 210V211H22ZM115 210V209H114ZM117 210V209H116ZM115 210V211H116ZM147 210H148V212L150 211V213H148L147 212ZM167 210V209H166ZM176 210V211H175ZM236 214L235 216H236V218L239 220V222H240V224H239V222L238 223H236L235 221H234V218L232 217V216H230L229 214L232 212V211ZM235 210V211H234ZM256 212H254V211ZM29 211V212H28ZM66 211H64V214L66 213ZM92 211V212H91ZM123 211V212H122ZM129 211V212H128ZM76 212V213H77ZM126 212V214H123V213H125ZM217 212V213H216ZM220 212V213H219ZM261 212V213H260ZM92 215H91V214ZM97 213V214H96ZM99 213V214H98ZM131 215H130V214ZM169 213H170V215H169ZM225 213V215H222V217L220 216V215H217V214H224ZM238 213V214H237ZM247 213V214H246ZM18 214V215H17ZM89 214V215H88ZM100 214H101V216H100ZM129 214V215H128ZM135 214V215H134ZM167 214V215H166ZM253 214V215H252ZM255 214V215H254ZM22 215V216H21ZM53 215H54V217H53ZM61 215H63V214H61ZM123 215V216H122ZM126 215V216H125ZM144 215H146V216H149V215H151L150 217H146V218H143V216ZM170 217H173V218H170ZM24 216V217H23ZM44 217V218H43ZM62 217V216H61ZM92 217H93V220H92ZM156 217V218H155ZM165 219H164V218ZM261 217V218H260ZM19 220H18V219ZM30 218V219H29ZM87 218V219H86ZM160 218V219H159ZM208 218L209 219H211L209 216H208ZM23 219H24V222H23ZM143 219V220H142ZM150 219H151V221H150ZM197 219V218H196ZM195 219V220H196ZM22 220V221H21ZM29 220V221H28ZM45 220H47L46 222V224H44V226L42 225V223L41 222H44ZM58 220V221H57ZM96 220V221H95ZM102 222H101V221ZM160 220V221H159ZM225 220V221H224ZM263 220V221H262ZM15 221H16V223H15ZM18 221V222H17ZM26 221V222H25ZM54 221V222H53ZM99 221V224L97 223ZM191 221H194L193 219L191 220ZM257 221V222H256ZM261 223H260V222ZM23 222V223H22ZM30 222V223H29ZM33 222V223H32ZM60 222V223H59ZM83 222H85V223H83ZM221 222V223H220ZM18 223V224H17ZM27 223H28V225H27ZM90 223V224H89ZM92 223V224H91ZM107 223V224H106ZM228 223V224H227ZM256 223H259V224H256ZM31 224V225H30ZM53 224V225H52ZM97 224V225H96ZM151 224H154V225H151ZM220 224V225H219ZM224 224V225H223ZM18 225V226H17ZM83 225H85V226H83ZM89 225V226H88ZM100 225V226H99ZM139 225V224H138ZM159 225V226H158ZM206 226H207V224H205ZM227 225V226H226ZM13 226V227H12ZM96 226V227H95ZM98 226V227H97ZM151 226H154L153 228L151 227ZM206 226L205 227H203L201 230H198V232L197 233H195V234H193V236H195V237H201L202 235H201V232L203 231L204 233H205V231L208 229V228H206ZM251 226V227H250ZM61 227H63V229L61 230V231H59L60 233L59 234H62L63 236H65V234L66 233H68L69 232V226L68 225H62ZM94 227V228H93ZM148 227V228H147ZM224 227H226L225 229H224ZM250 227V228H249ZM13 228V229H12ZM23 230H22V229ZM27 228V229H26ZM67 228V229H66ZM102 228V229H101ZM128 228V229H127ZM130 228V229H129ZM214 228V229H213ZM254 228V229H253ZM25 229V230H24ZM87 229H89V230H87ZM100 229V230H99ZM126 229V230H125ZM144 229V230H143ZM152 229V230H151ZM160 229V230H161ZM163 229L164 230H166V228H164L163 227ZM205 229V230H204ZM251 229V230H250ZM106 230V229H105ZM111 230V231H112ZM121 230V231H120ZM146 230V231H145ZM244 230H246V228L244 227ZM259 230V231H258ZM11 232V235H10V232ZM87 231V232H86ZM90 231V232H89ZM155 231V230H154ZM221 231H223V232H221ZM85 232V233H84ZM135 232H136V234H135ZM141 232H143V233H141ZM156 232H157V230H156ZM168 232H169V230H168ZM179 232V233H178ZM187 232V233H186ZM230 232V233H231ZM254 232V233H253ZM261 232V233H260ZM3 233V234H2ZM8 235H7V234ZM16 235H15V234ZM80 233V234H79ZM163 233V232H162ZM178 233V234H177ZM181 233V234H180ZM229 232H228V234H230ZM165 236H166V234L165 233H163ZM162 234V235H163ZM184 234V235H183ZM187 234V235H186ZM189 230L188 229H184V230H181V229H175V232L173 231V233L172 234H169L168 233V235H167V237H165V238H162V239H165V240H163V242L161 241V243L158 245L159 246V248H160V246H164L163 248H164V250H166V256H167V259L169 260H167V263L169 262V264L171 263V264H177L178 263V258H177V254H176V251H175V245H179L181 242L182 243H184V241L185 240H187V238L189 239ZM197 234V235H196ZM209 234V233H208ZM15 235V236H14ZM78 235V236H77ZM142 235V236H141ZM154 235V236H153ZM163 235V236H164ZM173 236V239H172V236ZM183 235V236H182ZM262 235V236H261ZM121 236V237H120ZM131 236V237H130ZM169 236H170V238H169ZM204 236V235H203ZM259 236V237H258ZM102 237V238H101ZM128 237V238H127ZM181 237V238H180ZM192 237V236H191ZM258 237V238H257ZM261 237V238H260ZM16 238V239H15ZM87 238V239H86ZM176 238H178V239H176ZM18 239V240H17ZM63 240L62 241H65L66 240V238H62ZM86 239V240H85ZM91 239V240H90ZM126 241H125V240ZM162 239H159L158 238V240H162ZM175 239V240H174ZM180 239V240H179ZM182 239V240H181ZM247 239V238H246ZM17 240V241H16ZM35 240L37 241V239L35 238ZM84 242H82V241ZM97 240H98V242H97ZM178 240V241H177ZM263 240V241H262ZM92 241V242H91ZM99 241H100V243H99ZM128 241H130V242H128ZM87 242H88V244H87ZM134 242V243H133ZM169 242V243H168ZM189 242V241H188ZM211 242V240H208V243H210ZM256 242V243H255ZM260 242V243H259ZM263 244H262V243ZM15 243V244H14ZM34 243V242H33ZM37 243V242H36ZM36 243H35V245H32V247H31V249L28 251V252H26L27 254H31V253H34V251H35V249H36ZM128 243V244H127ZM150 243H152L153 245H156L157 246V244L156 243H153V242H150ZM163 243V244H162ZM164 243H166L165 245H164ZM177 243V244H176ZM202 243V242H201ZM32 243L29 241V245H31ZM131 244V245H130ZM185 244V243H184ZM253 244H256V246L255 245H253ZM258 244V245H257ZM262 244V245H261ZM16 245V246H15ZM61 245V250L59 249V251L62 253V251H63V249L64 248H66V245H65V247L64 246H62V244H60ZM92 245V246H91ZM123 245V246H122ZM127 245V246H126ZM149 245V244H148ZM144 246V245H143ZM247 246V247H246ZM13 247V248H12ZM250 247V249H248ZM258 247H259V249H258ZM124 248V249H123ZM130 248V249H129ZM145 248V247H144ZM147 248V247H146ZM162 248V247H161ZM173 248V249H172ZM253 249V250H252ZM263 250V252H262V250ZM32 250V251H31ZM139 250H140V248H139ZM161 251H162V249H160ZM242 250V251H241ZM259 250H260V252H259ZM125 251V252H124ZM137 251V252H136ZM141 251V253H143V252H145V251H142V250H140ZM246 253H245V252ZM258 251V252H257ZM132 252V253H131ZM175 252V253H174ZM211 252V251H210ZM255 254H254V253ZM263 253V254H262ZM99 254V253H98ZM98 254H96L97 256H98ZM210 254H213L214 255V253L213 252H211ZM238 254V255H237ZM251 254V255H250ZM62 255V254H61ZM64 255H66V253L64 254ZM171 255V256H170ZM241 256V258H240V256ZM249 255V256H248ZM101 255H99V257H100ZM131 256V257H130ZM144 256V255H143ZM143 256H142V259H141V261L139 260L138 261V264H163V261H161V258H160V260H155V258H154V255H147V256H145L144 258H143ZM174 256V257H173ZM217 256V259H218V263H220V259L222 260V257H220V255L218 256V254L216 255ZM66 257V262H67V264H81V263H84V260L82 259H80V260H77L78 258H75L74 260H72V261H70L71 260V257L70 258H68L67 256H65ZM128 257H130V259L128 258ZM136 257V258H135ZM149 257V258H148ZM243 257V258H242ZM101 258H102V256H101ZM126 258H128V259H126ZM176 258V259H175ZM220 258V259H219ZM235 260H234V259ZM245 258V259H244ZM254 258V257H253ZM108 259H111V258H108ZM146 259V260H145ZM255 259V258H254ZM103 261H106L107 260V258H104V256H103V259H102ZM124 260V261H123ZM128 260V261H127ZM133 262H132V261ZM172 260H173V262H172ZM190 259H188V261H189ZM119 261V262H118ZM161 261V262H160ZM171 261V262H170ZM238 261V262H237ZM81 262V263H80ZM121 262H124V263H121ZM141 262V263H140ZM148 262V263H147ZM189 263H190V261H189ZM217 263V264H218ZM258 263V262H257ZM48 264V263H47ZM86 264H87V262H86ZM91 264H97V263H95V262H92ZM98 264H100V263H98Z\"/></svg>",
  "mask_w": 264,
  "mask_h": 264
},
{
  "label": "clouds",
  "instance_id": "clouds-1",
  "mask_svg": "<svg viewBox=\"0 0 264 264\" xmlns=\"http://www.w3.org/2000/svg\"><path fill=\"white\" fill-rule=\"evenodd\" d=\"M57 193L55 191H45L42 192L36 199L35 203L37 205L40 204H44V203H48L52 200H54L55 198H57Z\"/></svg>",
  "mask_w": 264,
  "mask_h": 264
}]
</instances>
